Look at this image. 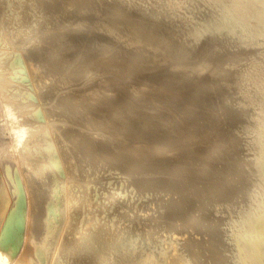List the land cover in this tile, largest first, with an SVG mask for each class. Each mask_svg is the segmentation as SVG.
<instances>
[{
  "label": "rangeland",
  "instance_id": "rangeland-1",
  "mask_svg": "<svg viewBox=\"0 0 264 264\" xmlns=\"http://www.w3.org/2000/svg\"><path fill=\"white\" fill-rule=\"evenodd\" d=\"M4 1H5V3H4ZM119 1L118 0H41V1H37V0L36 1L35 0H0V4H2L0 6V8L2 9V11H0V12L3 13V16H0L1 17L0 18V22H1L0 25L8 27V28L2 27L3 29L0 27L1 28L0 34L2 33V35H0V53H1L0 54V57H1L2 54H4V56L2 55L0 61L2 60L1 61L2 62V65L4 64L3 65V68L6 67L7 70H9L11 68L10 71L13 70L14 75H16L17 72H18L17 74H19V73L21 74L22 73L21 75L19 74V76L17 75L15 77L13 75L14 78L13 77L12 78L14 80H12L10 82L11 83L10 84L11 85V92L14 93V96H15V99L12 100V104H14L13 103V101H14L15 104L13 106H14V108L17 107V110L20 109V108H22V107H25V106H23L24 104L25 105L28 104L29 106H26V107L29 108V109H32L31 110L32 113H34L33 110L34 111L36 110L35 113L37 114V116H38V113L40 114L42 112H45L44 114L45 115L46 114L48 115V116L46 115V117H45V115H43V118L44 119L42 118V115L41 114H40L41 116L39 115L37 117L38 119L41 117V119H39V121L41 122V121L44 120V123L43 122H41V123L40 122H37L38 119H36V115L34 117V119L36 120V122H35L34 119L31 118V116H30V115H32L31 113H29L27 115V117H28L27 121L33 123V124H31L32 126L35 127L36 125L37 126L41 125L40 126L41 127L40 129H43L44 128L43 131L45 130L44 131V134L40 130H38V132H41L43 134V136H45L46 134L48 136V134H49L48 137L51 139V140H49V142H50L49 144H51V145L49 146V144L43 143L44 142V139L47 136H45V138H44L42 136V134L41 133H38V132L36 133L38 135L33 134L32 137L30 136L32 138L31 139L32 141L29 142L30 141V137L28 139L29 140L28 141L29 148L27 149L28 152H31V151H33V152L28 153L27 150H26V154L28 153L27 156L28 155L30 156V157L28 156L26 158L29 159L28 161H30V159L32 157H34V158L31 159V160H34L37 157L38 165L42 161V163L40 165V166H42V164H45V159H43V157L46 155L45 158L48 157L47 158L48 162L51 163V164H53V162L51 161V157H49V155L51 154L50 152H52V153L54 152L53 153L54 155L51 154V155L54 156L53 159H52L53 161L55 160L54 158L60 156L59 154H61V151H60L61 149L59 148V151H60L59 154L57 153L59 151H55V150H57L56 146L59 145L58 143L61 141L60 139L63 140V138H64L63 136L66 135L67 133L68 134L65 137H70L71 138V136H72V138H73L74 136L79 135V137H74L75 138V141L73 140L75 142L74 145L77 147V148H75V149H77L76 152H75V154L76 153L77 154H76V156L74 155V157H76V158L78 157L77 158L78 161H76L77 159L74 158V159H76V160H74L76 162H73V164L71 163V165H65L64 167H60L58 169L59 170L58 172H55V171L53 172L55 174H50L49 176H47L46 173L44 172L42 175H40V177H37L38 180L40 178L41 181L40 180L39 181L41 183L43 182V180L46 183V181H48V180L51 179L49 177H54L53 178L54 180L53 179L52 180L55 181L56 180L55 179V176H59V174H60L59 177L62 176V178H63L62 182L60 181V178L59 177L57 179L59 182H61L60 183V186L63 185V181L64 182L67 181V179H66V178H68V175L67 174H70L71 175V176L69 175V178L70 177L72 178V176H73V178H78L79 179L81 177L79 180L72 178L73 179L72 182H74V183L71 182V184H70L71 185L70 190H73L75 193H77L78 190H79V193L81 192V195H79L81 197H79V198H81V199L83 198L82 200H86V201H81V203L78 202L79 204L77 203L78 205H83V207L80 206L81 208L78 205L76 207H74V208H73L72 205H70L68 207L67 210L70 211V214H74V216H76V217L72 216V219L76 218V220L74 219L75 221H67L65 223V225L63 227V229H64L63 231L64 232H62L61 233V236H60L61 241L63 240V238H71V235L68 234V233H66V231L68 232V228L72 224L75 225V226H77L76 227V228H78L77 231H80V232H85V230L87 231L88 228L91 227L92 225L97 226L96 224H98V223L100 225L103 224V226L105 225L104 228H103V226H102V228L99 227V226H97V227H99L97 229L95 227L94 233L91 234L92 236L90 235L91 237L89 236V241L92 239V237L95 238V234L97 233V231H99V234H100L101 232H106V230L107 231H109V230L111 231L112 230V232L113 231H116V234H115V232H113L114 233L113 234L114 237L111 236L112 238L115 239L117 237V234L120 232V231H118V233H117V229L118 230H121L123 227L126 228V226L127 227L129 226V228L126 230V233H123L121 235H118V236H120L119 237V239H120L119 242L120 243H118V242L115 243V246L116 247L115 248L113 247V249H114L115 252L117 251L116 254H125L126 257H129L130 259L135 260L138 263L139 262L141 263V262H144V261L147 262V263L151 261L154 264L155 263L156 264H160V263H166V262L169 263V261L167 260V258H169V257L170 258L171 257L175 258V257L181 256V257H185V258H188L189 259L186 262V264H192L191 263V258H193L192 260H194V258L195 259L197 258V260L199 259L198 262H196L197 260H194L193 263L196 262L195 264H218V263L219 264H264V83H263L264 82V41L259 40V41H257L258 43H256L255 40H257V39H255L253 41V38L250 35L247 36L246 35L247 33L246 34L245 33H242L243 31L241 29L239 31L240 33L239 32L236 33V31H237L236 29H238V27H237V25L235 23L232 24L235 21L232 20L233 18L232 19L230 18L231 21L227 22V19L229 18L228 15H230V14L227 13L226 11H222L223 10L222 7H220L221 8V10H220L219 5L221 6V3L219 2V0H216V1L214 0L215 2L213 0H210V1L209 0H145V1L144 0H122V1L119 0ZM37 2H39L40 4L37 3ZM122 2H124V3H122ZM208 2L211 3V4H209ZM212 2H214L215 4L217 3V6L213 3L215 6L214 7H211V6H213L212 5ZM218 2L220 4H218ZM143 3H145V4L143 5ZM119 4H122V7H121V5L119 7L118 6ZM58 5H59V7H58ZM37 6L40 7L39 8L40 10L41 9L44 10L46 8L47 9L46 10V14L48 13L49 14L48 16L51 17V19L53 18V16L55 17V21H53V22H56L57 21L56 22L57 24L54 23L53 25L56 28L58 26V24H59L60 29H61V34L63 33V35L60 36L61 37L60 40L62 39V41H65V42H62L65 45H61V43L59 45V46H62V47L65 46L64 48H62V47L59 48V50L60 49L61 50L64 49L63 51H61V50L60 51H58V50L54 51V48H55L54 46L57 45L56 42H58V40H56V39H49L47 41L45 40L46 42L42 39L45 42V47H44V44H42L44 42L41 41V43H40V40H41L40 38L42 37L41 33L44 35V34H46L45 31L49 30L50 28H54V27H53V25H51L49 23L47 24V22L40 20L41 18L39 19V16L41 17L42 15L40 14L41 11H39V9L36 8ZM248 6H249V4L248 5L247 4L246 5L244 4V7H242V9L243 10H246V8ZM29 7H31V8H29ZM117 7H119V9ZM124 7H126V9ZM121 8H124V9H121ZM145 8H146L147 11L153 12V14H151V12L148 13L147 11L144 12L145 11ZM155 8H157V9H155ZM26 9L27 10L30 9V11L26 12L27 11ZM152 9H154V10H152ZM159 9H161V10H159ZM214 9H215V11L217 9V11H216L217 13L216 12H213ZM31 10H33L35 12H32ZM119 10H121V11H119ZM122 10H123V12H122ZM140 10H142V11H140ZM125 11H127V12H125ZM31 12L34 13V14H32ZM44 12H45V10H44ZM211 12L213 13V15H214V13H216V15H218V16H219L218 13H220V12L222 13L223 12V14H220L221 17H223V18L226 17L225 16L226 14H227L228 17L227 18H224V20L226 19L225 21L223 19H222L223 20L222 21L220 19V16L219 17L218 16H215V15L213 16L211 14ZM225 12H226V14H225ZM29 13H30V16H29ZM51 13H53V15ZM142 13H145L144 15H146V13H148V15L147 16H144ZM156 13H158V14H156ZM208 13L212 17H210L208 15ZM154 14H156L158 16L152 17V16H154ZM222 15H224V16H222ZM27 16H29V17H27ZM147 17H149V19ZM150 17H152L153 19L150 18ZM3 18L5 20H3ZM208 18H210V19L207 20ZM212 18H214L215 20H213ZM217 18H218V20H216ZM38 19H39V21H37ZM126 19H128L127 21H129V22H127ZM131 20H133V21H131ZM210 20H212V21H210ZM2 21H4V23ZM25 21L27 23H25ZM216 21H218V23L220 22V23H222V24L224 23L226 25L225 26L223 24V27L225 26L223 28L222 27V24L219 23L224 30H222L221 27L218 24H216L217 25L216 27L219 26V28H215L214 27ZM225 22H227V23H225ZM8 23H9V25H7ZM41 24L42 25L44 24V25L42 26ZM160 24H161L162 27L160 26ZM230 24L233 25L234 28L236 26L235 30L232 31V34L233 35L232 34L230 35L231 32L228 33L229 31H231L229 29H234V28H232L233 26L231 27ZM248 24H250V25H248L249 28H254V26L256 27L258 25L255 21L248 22ZM48 25L51 26V27L49 28ZM128 25L131 26V27H129ZM112 26H113V28H112ZM227 26H230V27H227ZM9 28H10V30H9ZM12 28H14L15 30L12 29ZM21 28H22V30H21ZM47 28H49V29H47ZM211 28H212L213 31L211 30ZM227 28H229V29H227ZM205 29H206V31H205ZM208 29H210L211 31L208 30ZM214 29H217V30L218 29L219 30L221 29V30L217 34V33H215L216 30H214ZM13 30L15 31V35L17 36V38H19L20 40L22 38L18 36L19 32L26 31L27 34H26V36L24 35V38L21 41L18 40L16 38V36H15V38L17 39L16 40L14 38L13 34H12ZM18 30H20V31L18 32ZM192 30H193V32H192ZM194 30L195 31H198V32H195ZM209 31H210V33H208ZM223 31H227V32H223ZM39 32H40V35L38 34ZM149 32H151V33H149ZM205 32H206V34L204 35L203 33H205ZM211 32L214 33L213 34V36L215 35L214 37L211 36L212 35ZM220 32L221 33H225V34L228 33L229 36H226V38H223L222 35H224V37H225V34L220 35L221 34ZM16 33H18V34H16ZM196 33H198V36L196 35ZM192 34L195 35V36H197V37H194ZM234 34L238 35V36H235V37H238V38H236V40L239 39L240 45L242 44L241 46L238 44L239 43L238 40H237L238 42H236V40L234 41ZM241 34H242V36H241ZM10 36H11V38H10ZM39 36H40V38H39ZM93 36H94V38H93ZM217 36H219V38H217ZM230 36H233V38L230 37ZM240 36H241V38H240ZM245 36L248 39H246ZM249 36L251 37V41H250V37ZM3 37H5V38H3ZM199 37H201V38L199 39ZM36 38L37 39L39 38V39L36 41ZM136 38H137V40H136ZM222 38L224 39V41H225V39L226 40L233 39V41L231 40L232 42L231 41L224 42V41H221L220 40ZM63 39H65V40H63ZM141 39H143V41ZM149 39H150V41H148ZM214 39H216V40L213 41ZM217 39H219L221 42L219 40H217ZM30 40H31V42H30ZM53 40L54 41L56 40L55 44H54V41ZM192 40H194V42ZM196 40H198L199 42L197 43ZM210 40H212V41L210 42ZM32 41L33 42L35 41V42L33 43ZM140 41H141V43H140ZM245 41L247 42V44H246ZM50 42L53 44V46H52V44ZM59 42H61V41H59ZM71 42L72 43L74 42V44H72ZM222 42L226 43V44H223V47H222ZM254 42H255V44H254ZM231 43H233V44H231ZM38 44H41V47H39L40 45H38ZM124 44H126V45L124 46ZM235 44H236V46H235ZM46 45H48L47 46L48 48H46ZM82 45L83 46L84 45H87L88 48H90V50L88 51V49L86 48V46H84V49L86 50V52H85V50L83 49ZM207 45H210L209 46L210 48L207 47ZM224 45H225V47H224ZM244 45H245L246 48L244 47ZM16 46L18 47V49H17ZM42 46L44 47L43 50H44V55L45 56L47 54V57L48 58L49 57L55 58L53 60L50 59L51 60L50 63L52 61H54L53 63H51L52 65H50V66L57 65V63H61V62H64L66 60L68 62L69 61L71 62V63H68L67 62V64L69 65V67L71 66L73 68V70L74 69L75 70L73 71L70 68L71 71H70V73L67 74L68 76L66 75V77L64 78V80L61 79L60 81H58L59 79H57V80H54L53 81L48 76V75H50V72H47V73H45L46 75L45 74L44 75L42 74L43 75L42 78L44 77L43 79H40L38 82H35L33 80L35 78V76H34L35 73L33 72L34 70L32 69L33 71L31 70L32 72H30L25 67L26 66V64H25L26 63V60L25 59L31 61L32 60V56L33 57H35V56L32 54L31 56L29 55L30 57L29 56L28 57L26 56V58H25V56L23 57L22 54L25 55V52H28L29 50L35 49L37 47L38 48H42ZM50 47H52L53 50H51L52 48H50ZM102 48H105V49H102ZM47 49H49L50 51L47 50ZM203 49L206 50V51L208 50L207 52H209V53H206V51H204ZM210 49L211 50L213 49L211 53H214V54H210V51H211ZM46 50L49 51V52L47 53ZM103 50H104V52H103ZM45 51H46V54H45ZM51 51H52V53H55V54H52ZM100 51H102V52H100ZM159 51H161V52H159ZM166 51H169V52L166 53ZM171 51H173L174 54H173V52L171 53ZM56 52H58V53H56ZM162 52L164 54H161ZM98 53L99 54L102 53L103 55H99ZM159 53L162 56L163 55H166V56H164L162 58L160 57V61H159V56H160ZM168 53H171L170 56L173 55L174 58H173V56L172 57H169L168 56ZM197 53H202V54L197 55ZM203 53H205L204 56H203ZM51 54H52V56H51ZM60 54H62V55L60 56ZM206 54L207 55L209 54V56H206ZM56 55H58V56H56ZM96 55H98V56H96ZM192 55L195 56V58H196L195 61L193 60L194 57L191 58ZM210 55L211 56L213 55V56L211 57ZM19 56L23 57L22 58L23 60H20L21 57H19ZM135 56L137 57V59L135 58ZM56 57H58V59ZM63 57L64 58L66 57V58L64 59ZM94 57H96L97 60ZM99 57L101 59H103V60L107 57L106 60H104V61H106L107 64L108 63L113 64V66L110 65V64H108L110 66H108L107 64L104 65L105 62L104 61H101L99 59ZM131 57L132 58L134 57L133 58L134 60L133 59L131 60ZM209 57H211L212 59L210 60ZM17 58H19V60H20V61L18 60L19 62H22L23 61L22 64L21 63L19 64L18 61H15V60H17ZM163 58H165V59H163ZM56 59L58 60V62H57ZM125 59L127 61H125ZM161 59L163 61L166 60L165 63H163ZM168 59H170V60H168ZM208 59H209V61H208ZM11 60H14L16 63L14 61H11ZM99 60L102 62L103 65L101 64V62H99ZM123 60H124V62H122ZM129 60H131V62ZM138 60H139V62H137ZM167 60L169 61V63L167 62ZM10 61H11V63L13 62L12 63L13 64L12 66L10 65L11 64ZM128 61L131 63V64L129 63L130 65H127ZM134 61H136V63ZM96 62H97V64H96ZM192 62H194V64ZM90 63H92L91 64L92 66H89L88 65ZM121 63H123V64L121 65ZM195 63H196V67H195ZM210 63H211V65H210ZM117 64H120V65L116 66ZM224 64H226V67H224L225 66ZM14 65H15V67L16 66H18V67L15 68ZM22 65L25 68L22 67ZM222 65H224V66H222ZM94 66L97 67V68H94ZM111 66L112 67H115L116 66L115 68H116L117 72L115 71V68H112ZM122 66H123V68H122ZM102 67H104V68H102ZM106 67H108V68H106ZM198 67L199 68H202V70L199 71L200 69H198ZM12 68H14V69H12ZM85 68H86L87 71H88V69L90 71L87 72L85 70ZM110 68H112V69H110ZM121 68H122V70H121ZM195 68L198 69L197 70L198 71L197 74L195 73L196 72L195 71L196 70ZM216 68H217L218 71H222V73L224 72V74L226 73L224 76H222V79L219 78V72L216 70ZM220 68L222 70H220ZM24 69H26V71H28V73L26 71H24ZM104 69H106V70H104ZM14 70H18V71H14ZM80 70H82L84 72H80ZM91 70H92V72H91ZM112 70L115 71V74L116 75L113 74L114 71H112ZM212 70L213 71L216 70L218 72V73L215 72V75L217 73L218 77H216L217 75L216 76L214 75V72ZM4 71H5V69H4ZM94 71H95V73H94ZM128 71L130 73V77L127 76ZM211 71H212L213 75L210 73ZM73 72H76L78 74L73 73ZM85 72L86 73H89V74L92 73V74H90L89 77L87 76V78H86V76H84V74L86 75ZM121 72H122V74H120ZM24 73L26 74V77H28L27 75H29V77L30 76L31 77L27 79L26 77H24L25 76ZM80 73H83L82 76L80 75ZM209 73H210L211 76L214 77V79H213V77H210ZM222 73L220 74V76L222 75ZM117 74L119 75V77L121 79L116 78ZM73 75H74V77L76 75L77 76L80 75V76H78V78L80 77V79L74 78ZM104 75H105V79L103 77ZM114 75H115V77H114ZM21 76H23V77H21ZM45 76H46L47 79L45 78ZM70 76L73 77L74 80H73V78L71 79ZM123 76L124 77L126 76L128 78H126V80H122V79H125ZM67 77H70L69 80H68ZM100 77H101V79H100ZM109 77H110V79H109ZM173 77H175V78H173ZM176 77L178 78V80L180 82L176 79ZM236 77H238V79ZM258 77H260V78H258ZM48 78H49V80L51 82L48 81ZM83 78H85L84 79L85 82H84ZM114 78H116V80ZM172 78L174 79V81L172 80ZM239 78H241V79H239ZM29 79L30 80L32 79L31 82L33 81V83H30ZM65 80H66V82H65ZM110 80L112 82L113 81H116L115 84H111V81ZM119 80H121L122 84H121V82ZM205 80H207V81H205ZM247 80L248 81L251 80V81L248 82ZM63 81H64V84H63ZM96 81H97V83H96ZM228 81H230V83L233 82L232 83L233 85L231 84L233 87L229 88L230 87V85H229L230 83L228 84ZM239 81H241V82H239ZM41 82H42L43 85H46V83H47V85L43 87L42 84H39ZM56 82H59V83L55 84ZM68 82H70V83H68ZM73 82H75L74 83L75 84L74 86L72 84ZM177 82H178V84H176ZM181 82H182V84H181ZM225 82H226V84L229 85L228 86V89L229 90L230 89H232V90L233 89L234 90L236 89V90L235 91H232V90L229 91L228 90V92H227L226 91L227 85L226 86L224 85ZM237 82L240 83V84H238ZM66 83L69 84V85H67ZM82 83H84V84H82ZM107 83H109L110 85L107 84ZM207 83H209V84L207 85ZM221 83H222V85H221ZM31 84L33 85V87H35V86L36 87L33 88ZM35 84H37V85L39 84V85L37 86ZM70 84H72V85H70ZM86 84H88V85H86ZM92 84H94V85H92ZM170 84H172L173 87ZM180 84H181V86H180ZM184 84H185V87H184ZM234 84L237 85L239 88H237V86H235V88H234ZM12 85H13V87H12ZM15 85L17 87H20V88H17ZM60 85L61 86L62 85L64 86V87L62 86V88H63L62 90L60 88L61 87ZM78 85L80 86V88H79ZM83 85H84V87H83ZM104 85H105V87H104ZM112 85H115V86L113 87ZM122 85L123 86L125 85V86L123 87ZM224 86H225V88H224ZM262 86H263V88H262ZM55 87H56L57 91H56ZM58 87H59V89L61 91H59ZM68 87H69V89H67ZM90 87H92V88H90ZM21 88L23 89L22 90V93L24 91V93L22 95L20 94L21 93L20 92L21 91ZM30 88L32 90H30ZM37 88L39 89V91H41L40 92L41 95L43 94L42 96L40 95V93L35 94L36 90H38ZM75 88L77 90H75ZM84 88H87V89H84ZM122 88H123V90H122ZM124 88L125 89L127 88L126 89L127 93H126V91H124L125 90ZM43 89H44V91H42ZM96 89H98V90H96ZM102 89H104V90H102ZM27 90L29 92H25ZM53 90H55V91H53ZM116 90H118L119 92L116 91ZM250 90L253 91L254 93L253 92H250ZM58 91H59V93H58ZM89 91H91V92H89ZM101 91H102V93H101ZM158 91H159V93H158ZM198 91L199 92H202V93L203 92H206L208 95L205 93V96H204L203 95L204 93L203 94L201 93L203 96H201V94H200V96H198V95H196L197 93L199 94ZM0 92H1L0 93V96L2 97V95L4 96V94L7 91H6V89L5 90L4 89H1ZM3 92H5V93H3ZM31 92H34V93H31ZM87 92L90 93V94L92 93L91 95L92 96L94 95V96L92 97L90 95L88 97ZM160 92L163 93V94H160ZM193 92H196V93H194L192 95ZM27 93H29V94L31 93V94L29 95ZM155 93H156V95H155ZM26 94L28 96V100L26 98L27 97ZM45 94H47V95L45 96ZM57 94L58 95L61 94V95H59L57 97ZM95 94L96 95L98 94L97 97H95L96 96ZM237 94L238 95L240 94L239 97L236 96ZM248 94H250V95L252 94L253 95V98L250 95H248ZM19 95H20V98H19ZM38 95L41 96V97L38 98ZM53 95H55V96H53ZM106 95H107V97H106ZM162 95H163L164 98L162 97ZM16 96H18V97H16ZM22 96H25V97L22 98ZM29 96H30V98H29ZM31 96H32V98L33 97L34 98L31 99ZM36 96H37V100L39 99V101L36 100V98H35ZM60 96L61 97L63 96L61 98V100L64 99V98H67L69 96H71L74 100L77 99L76 101H77L78 104H76V106L74 105L76 108L73 107V106L72 107L71 106H67V107L66 106L65 107L63 106L62 107L61 105H63V103H65V105H66V103H67L66 101L67 100L64 99V101L63 100L61 101L60 99H58V98H60ZM102 96H104V99H103ZM128 96H130L131 99ZM208 96H209V98H208ZM49 97H51V98H49ZM52 97H54V98H52ZM87 97L88 98L91 97V100L94 102V103H92V106L89 107L90 108L89 110H87L88 108L85 109L86 108L85 107V103L87 102V99H88ZM152 97L155 98V99H153ZM157 97H159V98H157ZM190 97H191V99H190ZM197 97H198V99H197ZM224 97H225V99H224ZM43 98H44V101L42 100ZM121 98H123V99L125 98L126 100L123 101V99H121ZM194 98H196V99H194ZM226 98H227L228 102H226L227 101ZM24 99L26 100V102H25ZM29 99H31L30 102H29ZM45 99L47 101H45ZM52 99H55V102L57 100H59V102H63V103H61V105H60V103L58 101L55 103ZM105 99H107V100H105ZM150 99H153V100H150ZM193 99H194V101H193L194 104H193V102H191V100H193ZM242 99L243 100L245 99V101H241ZM20 100L24 102V103L22 102L23 105L20 102ZM41 100H42V103H41ZM48 100H50L53 104L51 103L49 105L50 102ZM78 100H79V102H78ZM127 100H128V103H127ZM195 100H197V101H195ZM229 100L231 102H229ZM236 101H238V102H236ZM249 101H251V103ZM27 102H29V103H27ZM31 102H34L36 104H38L40 102V104H38V106H34L35 104L33 103L32 105L34 106V108H33V106H31L32 107L31 108L30 107ZM129 102H130L131 105H129ZM152 102L153 103L155 102V103L153 104ZM171 102H173V103H171ZM241 102H244L243 104L246 105V106H248V107L241 106V104H242ZM228 103H229V105H228ZM238 103H239V105L241 107L238 106ZM55 104L56 105H59L61 107V110L62 111L60 109L58 110V108H60V107L57 106L58 107L57 108ZM94 104L97 107H95ZM132 104H134L135 106L132 105ZM206 104H208L207 107L209 108V112L205 110L206 112L203 113L204 112L203 109H202V111H199L201 109L200 108L201 106H203V108H205V109H208V108L204 107ZM40 105H41V107H40ZM43 105H46V107L44 106V110L40 109L42 112L39 110L38 113H37V109H39V107L42 108ZM52 105H54V106H52ZM125 105H127V106H125ZM151 105H154L155 107L154 106H151ZM51 106H52V110L53 111L50 110L51 109L50 108ZM98 106L100 107V110L102 109L101 111L96 109V108H98ZM123 106H125V107H123ZM136 106H138V109H137ZM187 106H188V108H187ZM192 106L193 107L196 106L197 109H199V108L200 109L197 110L196 107L193 108ZM18 107H20V108H18ZM48 107H49V109H47ZM69 107L78 110L77 111L78 113L75 110V112L77 114L75 113V115H73V117H71L74 120V122L72 120H70L72 122L71 123V127H69L70 124H69V122L67 123V119H65V118H69L70 115L68 113H73L74 112V109L70 110ZM83 107H85V108H83ZM91 107L95 108L97 111H100V112H97L96 110H94ZM67 108H68V110H66ZM113 108L115 109V112L112 111V110H114ZM142 108H144V110ZM155 108H156V110L158 109V112L155 110ZM108 109H110V110H108ZM151 109H152V111H150ZM164 109H165V111H164ZM210 109H211V111H210ZM69 110H70V112H68ZM80 110H82V111L85 110L84 111V112H86L85 113V116H84V113L82 111H80ZM91 110L93 111V113H92ZM159 110H161V112ZM173 110H175L176 113ZM183 110H184V112L186 111L185 115L183 113ZM189 110L190 111L194 110V112H190ZM195 110H197V113L198 112H201V114H199V113L197 114ZM29 111L30 110L24 111V114H27L26 112H29ZM51 111L53 112V114L51 113ZM54 111H56V112H54ZM88 111H89V114H88ZM109 111H111V112H109ZM154 111H156L157 114L154 115L153 114ZM162 111H164L163 112L164 114L162 113ZM170 111H171L172 114L170 113ZM187 111H189V112H187ZM48 112L51 113L52 115L51 114H48ZM102 112H103V114H102ZM113 112H114V114H113ZM134 112L136 113V115L134 114ZM177 112H178V114H177ZM54 113H56V114H54ZM95 113L98 114V115H99V113H100V115L102 114V117H100V115L99 116L98 115H95ZM106 113L107 114L109 113L110 116L108 114V117H104V116H107V115H105ZM131 113H133V116H131ZM139 113H140V115H138ZM189 113L190 114L194 113L193 114L194 115V118ZM91 114L96 116V117L94 116L95 119L93 118V116ZM128 114H130V115H128ZM141 114L143 115L142 117H141ZM49 115L52 116V117H50ZM62 115L65 116V118L64 117L62 118ZM86 115H87V117H86ZM112 115H115L114 118H113ZM172 115H173V118L174 119L172 118ZM71 116H72V114H71ZM128 116H129V118H128ZM130 116L133 118V120H132V118ZM135 116H137V117H135ZM186 116H187V118H186ZM25 117H23V118H25ZM60 118H62V120L64 119V121L60 120ZM89 118L90 119L92 118L93 121L94 120L95 121L94 122H91L92 119L90 120ZM108 118L111 120V126H110V123L108 124V120H109ZM130 118H131V120H130ZM141 118H142V120H141V124L142 125L140 124L141 125L140 126L141 128H140L139 126L137 127V125H139L138 124V123H140L139 119H141ZM181 118H182L183 121H181ZM213 118H215L214 121H213ZM1 119L2 118L0 116V128L2 127L0 129V131L2 133V134L0 133V139H1L0 140V152H2V153L5 152V154L3 153V157L0 156L1 157L0 159L2 160V161H0L1 162L0 163L1 164L0 165V169H2L3 172H4L5 169L7 170V168H5V167H8V163L12 161V160H10L11 157L12 158H15V157H17V154H19V153H17V154H16V152L12 153L11 150H10V148H8V144H6L7 141L4 142L5 139L8 140L9 136H8V134L6 132H4V121H3V119L2 120ZM48 119H51V120H48ZM56 119L59 120L60 122L57 121V123H55L54 121ZM81 119L83 121H85L86 123L83 122V124H82V122H81L82 120ZM86 119L88 121H86ZM125 119H127V120H125ZM134 119H136V120H134ZM178 119L180 120V122H177V121H179ZM113 120H116V122L113 121ZM27 121L25 120L26 123H28ZM97 121H99V122H97ZM215 121H217V123ZM34 122L36 123V125H35ZM103 122H105V123H103ZM170 122H172V123H170ZM173 122H175V124ZM176 122H177V124L178 123L180 124V123L183 122V124H185V126H182L183 124H180L181 126H179V124H178V126H179L178 127V126H176L177 125ZM46 123H47V126H45ZM52 123H55V124H52ZM64 123H67L68 126L66 124L64 125ZM74 123L76 125H78L77 128L79 127L82 130L81 129L78 130L79 128L76 129V127L74 128V126H76ZM102 123L106 125L105 126V129H103L104 128L103 127L104 125ZM127 123H129V124H127ZM134 123H136L137 125L134 126ZM194 123L196 124V126L194 125ZM49 124L51 126L53 125V127H51L52 129L50 127H48V126H50ZM57 124H59L60 126L57 125ZM73 124H74V126H73ZM88 124H89L90 127L88 126ZM91 124H93L94 127ZM169 124H171V127L168 126ZM210 124L212 125V127L210 126ZM42 125H44L45 127H43ZM61 125L63 127H65L64 129H66L67 127H69L70 129L69 128L68 129L70 131L68 129H66L67 131L66 130L65 131H62L61 128H59V127H62ZM86 125H87V127H86ZM96 125H99L100 129H98V126H96ZM130 125H131V127H134V128H130ZM188 125L191 126V129H189V127H187ZM193 125L195 127H197L196 128L198 130L197 132H196V129L193 127ZM27 126L30 127V123H28ZM54 126L56 128H59L60 129L59 131H57V133L60 132L61 134H59V135L56 134V129H55ZM82 126H83V128H82ZM107 126H109V128ZM115 126L117 128L119 127V130ZM205 126H207V127L205 128ZM208 126H209V128H208ZM168 127L170 129H172V128L175 127L174 130H176V128L178 127L177 129H178L179 133H182V134L180 135L177 130L175 131L176 133H174L173 132L174 130L173 129L170 130ZM92 128H96V129H98V132L101 131L103 133H104V131H108L107 134H106V137L108 135L111 141L107 140L109 138L102 137L103 134L101 135L100 132H99L100 134L98 133L100 135L99 136L100 139H97L98 135H97V137L94 135V133L97 134V131H90V129L91 130H96V129H92ZM106 128H108V130H106ZM110 128H113V129L115 128L118 131L121 130L120 131V134L122 136L116 130H111ZM198 128L201 131H203V132H201ZM130 129H131V131H130ZM155 129H157V130L159 129V130L158 131L157 130L155 131ZM187 129H189V130H187ZM46 130L48 131V133L46 132ZM49 130H50V132H49ZM54 130H55V132H54ZM73 130H75V131H73ZM86 130H88V131H86ZM122 130H124V131H122ZM192 130L193 131L195 130V132H190ZM215 130L216 131L218 130L221 135L218 136V134H217L218 131L216 132ZM110 131H114L118 135L115 134L114 132L112 133ZM167 131H169V132H167ZM74 132H77L78 134L77 133H74ZM79 132H80V134L83 133L82 136L84 137V141L82 140L83 137L80 136ZM87 132L88 133H91L92 132L91 133L92 134L91 136H93V138L91 136L86 135L85 133H87ZM109 132H110V135L108 134ZM125 132L128 133V134L126 133L127 135H129L128 137H126L127 135L125 134ZM131 132H132V134H131ZM155 132H156V134H155ZM189 132L192 133V134H190L191 136L189 135ZM205 132L207 133V135H206ZM52 133H54V134H52ZM151 133H153L152 135H154V137L151 136V138H150L149 135ZM164 133H166V134H164ZM170 133L171 134L173 133V135H175V139L172 138L173 135H171ZM194 133H196L194 136H196V137H199L200 136L199 139L198 138L197 139H194L195 138L193 136ZM198 133H200V135ZM114 134H115V137H114ZM168 134H170V135H168ZM2 135H4V136H2ZM50 135L53 136L52 137L53 139L51 138ZM85 135H86V137H85ZM177 135H178V138L181 137V140L179 139L180 142H179L178 138L176 139ZM256 135H258L260 137H258ZM36 136H39V137L37 138ZM54 136H55V138H54ZM60 136H62L63 138L60 137ZM116 136H118L117 138L121 142H124L126 140L127 143H126V141H125L124 144L123 143L121 144V142H118V141L116 142V140H115V139H117ZM166 136L169 138V140H168V138ZM217 136H218V138H217ZM41 137H43L44 139H41ZM190 137H191V140H190ZM221 137H224V138L222 139ZM39 138H40V140H43V141H39ZM86 138L87 139L90 138V141L89 140L86 141L85 140ZM112 138H113V140H112ZM127 138H130V139H127ZM184 138H185V140H184ZM192 138L194 139L193 141H192ZM34 139L35 140L37 139V141H34ZM54 139H56V142L58 141L57 144H56V142H55ZM94 139L97 141L95 144H98L99 145V146L97 145V148H96V145L94 144ZM2 140H3L4 143L1 142ZM46 140L47 139H45V141ZM170 140H171V142H170ZM172 140H173V143H172ZM174 140L175 141L177 140L179 143L182 142L181 144H183L184 141H185L184 144H186V143L187 144L189 143V144L186 145V146L184 144L183 145H179V143L177 141L175 142ZM219 140L220 141L221 140H224L223 141L224 143H222V141L220 142ZM38 141L41 142V143H39ZM80 141L81 142L83 141V142H85V143H87L89 145H87V147H86V145H84L83 143H80ZM191 141H192V143H191ZM52 142L54 143L53 145H52ZM74 142L71 143V146L73 145ZM78 142L81 144V147H80V144ZM101 142H103V143H101ZM107 142L109 144L110 143L111 144L108 145ZM112 142H114L113 145L115 146V150H114V147L113 146L111 147ZM146 142H147V144H146ZM219 142H220L221 145L219 144ZM29 143H31V144H29ZM105 143H107V144H105ZM176 143H178V144H176ZM4 144H5V146H4ZM36 144H38V146L41 145V147L40 146L37 147ZM45 144H47V145H45ZM55 144H56V146H55V148H54L55 150H54L53 148H51V146H54ZM101 144H103V145H101ZM149 144L151 145V147L149 146ZM163 144H165V145H163ZM172 144H173V147L171 148ZM174 144H175V146H174ZM223 144H224V146H222ZM31 145H33V149L35 148V151L32 150V146ZM42 145L43 146L45 145L47 148L49 147V150L52 149L54 151L50 150V152H49V150L48 151L47 150H44V152H45L44 153L42 149H44L45 147H43ZM74 145H73V148L75 147ZM91 145L94 146V149H92L93 146H91ZM121 145H124V146L122 147ZM142 145H144V147L145 146L146 147L144 148ZM34 146H36V147H34ZM78 146L81 148L79 153L81 154V152L83 151L84 153L82 152L83 153L82 155H85V156L82 157L81 155H78V151H79L78 150L79 149ZM82 146H83L84 149L82 148ZM89 146H91V148ZM100 146H101V148H100ZM106 146L109 147V148L104 149V148H106ZM116 146H118V147H116ZM180 146L181 147L184 146L185 149L184 148L180 149L179 148ZM3 147H5V148H3ZM85 147L86 148L89 147L87 150L88 151L89 150L90 151L92 150V153L93 154H90L86 150ZM149 147H150V150H147V149H149ZM175 147L177 149L179 148L180 150H182V152L185 155H187V158H186L185 155L182 154V152L178 149L180 151V156L183 155L182 157L183 158H186V159L183 160V162L186 163V166H185V163H182V161L179 160L180 159V156L179 155H178V159H177V153L179 154V152H178V150ZM214 147L217 148L216 149L217 151L214 150L215 149ZM218 147L219 148L221 147L220 148L221 150ZM37 148H38L39 151H40V148H41V151H42V153H43L44 156L40 152H38V150H36ZM123 148H125V150ZM128 148H130L132 150H130ZM137 148L138 149L140 148L141 150L140 151L138 150V152H136ZM222 148H223V150H222ZM71 149L72 148L70 147V150ZM101 149H104L103 153L101 152L102 151ZM119 149L123 151L122 152L123 155L119 151ZM126 149H128L129 151H127ZM144 149L146 151H149V152L152 150L155 153L154 152H150V153L148 152V154H147V152H146V154H147L146 155L144 153L145 151H143ZM93 150H95V152H97V153H95ZM213 151H216V152H213ZM9 152H10V154H9L10 156H8V153ZM36 152H37L38 155L36 154V156H35V153ZM46 152H47V154H46ZM105 152H106V155H108V152H109V155H108L109 157L104 156V158H102V154L105 155L104 154ZM114 152H115L114 157H116V158L113 157V153ZM117 152L118 153L120 152L121 154L120 153L119 154H116ZM126 152L127 153L131 152V154L132 153L133 154L136 153V155L140 152L139 154H140L141 157H139V154L137 156L132 154L133 156H135L134 157V160L135 161H134L132 159L133 157H132V155L130 153H129V155L124 154ZM85 153H87V154H85ZM98 153H99V155H98ZM151 153H152V156L150 155ZM55 154H56V157H55ZM110 154L112 155V158L113 159L110 158L111 157ZM165 154H167V156ZM0 155H1V153H0ZM5 155H7V158L9 157V159H7ZM14 155H16V156H14ZM61 155L63 156V154H61ZM88 155H89L90 158L88 157ZM125 155L130 156V157H128L129 160H127L128 158H126ZM164 155L166 156L165 159H167L168 162L170 161V159L172 160L171 162L176 161V160H179L178 162L181 163V164H183L185 167H187V169L184 168V166H182V165H178V167H176V170L178 168L179 171L177 170V172H176L175 167H174L176 165H173L174 162L172 164L169 162L170 163V164H168V167H169V170H170V174H169L168 167H166L167 166V162L166 163H163V162L167 161L165 159L163 161V158L164 157H162V156H164ZM62 156H60V157H62ZM80 156H81L80 159H82V160L79 159ZM91 156H94V157L92 158ZM99 156H101L100 158H102V159H99L98 158ZM124 156H125V158H124ZM144 156H145V158H144ZM153 156L154 157L156 156V157L154 158ZM170 156L172 158H170V159L167 158V157H170ZM121 157L123 158V160L121 159ZM159 157H160V159H159ZM182 157H181V159H182ZM83 158L85 159L84 161H86V162L83 161ZM97 158L100 161L97 160ZM137 158H138V160H137ZM146 158L149 159V161L146 160ZM3 159L4 160L6 159L5 162H7V163H4L3 162ZM93 159H95L96 162ZM109 159H111L110 162L115 160L114 162H116L117 165H116V163L112 162V163L115 164V166L112 167V165H114L112 163H111V166H108V165H110V162L107 163ZM125 159L127 161H125ZM140 159H141V162H140ZM157 159H158V161H157L158 163L157 164L160 165L162 168H163L164 164H166L164 166V168H163L164 170H161L163 172L161 173L159 171L161 173V174H159V176L162 175L161 178L163 176H165L166 170H167L168 171L167 173L169 175H172V179L174 178L173 180H174L175 183L177 181L176 179L178 178L179 181H180V182L177 181L178 182L177 184L179 185V187H178V190L177 189H175V190H176V192L178 191V193L182 197L179 194H177L175 191H173V188H171V187H169V188H171L172 191H171V189L169 191H167V189H169L168 187H167V189H162V187H161L160 184H159L160 186L159 185L158 186L156 185V184H158V182H155L154 180L157 179L156 181H158V178H160V177H157L158 174H157V176H155L154 174H156L155 171L158 168H160V167H157L156 168L157 164L155 165L156 162H154V166H155V169L156 170L153 171L154 168H152V167H154V166H152L150 164L151 167H149L150 165L148 166V164H149L150 160H151V162H153V161H156ZM189 159L191 161H189ZM21 160H22V157H21ZM39 160H40V162H39ZM101 160H104L103 163H104V165L106 164L107 166L106 165L104 166L103 163H101ZM117 160L120 163H118ZM136 160H137V162H136ZM145 160L148 161L146 163V166H148V168L150 170L152 168L151 174L154 172V174H152L153 176L150 174V170H147L145 168L146 167L145 166V163H144V162H146ZM161 160H162V162H161ZM185 160H187V162H190V165L191 166H189L188 165L189 163H187ZM28 161H26V163H24V162L22 163V165L24 164V166L26 164V167L23 168V166H21V165H19V167L21 166L20 168L25 169V171L23 170L24 173H25V179L29 178L28 180H25L24 182H27L28 181V183H26V184H29V185H30V182L31 183L33 182L32 183V186H35L36 187L35 188V187H32L31 186L32 187L31 189L34 190V191L32 190L34 193L33 192H30L31 191L30 189L27 191V196L29 197V199H32V198L35 199L34 196L41 195V194H39L38 191L42 189L41 188L42 187V184L38 180L36 182L35 181L36 180V177L33 176V175H36V173H39L40 170H41L40 168H42V167H40V166L37 165V161L35 159L33 162L36 161L35 162L36 164H33V166H36L37 165L38 167H40L39 168L40 170H36V169H38V167L36 166V169H35L36 171H34V170L31 169L33 166H30L31 165L30 163H33V162L30 161V163H28ZM43 161H44V163H43ZM55 161H59V159L58 160H55ZM91 161L94 162V163H90ZM97 161H99V162L97 163ZM121 161L122 162H125V163H122ZM130 161H132V162H130ZM19 162H20V158H19ZM48 162L46 161L47 164H49ZM81 162L84 163V166H83V163H81ZM128 162L132 163L134 167H132L131 164L128 163ZM133 162H135V163H133ZM178 162H177V164H178ZM75 163L77 164L76 166H74ZM79 163L82 165V170L81 171L79 170V172H81L82 175L78 171H76V169H78L77 166L79 167V165H80ZM95 163L99 167L95 166L96 165ZM137 163L143 164V166L139 165L137 167H141V168L143 167L144 169H146V172L149 171V172H147V176H146L144 170L141 169L142 170L141 171L139 168H136V165L135 164H137ZM4 164L7 165V166H5ZM28 164H30V165H28ZM123 164H127V165H125V168H124V165ZM207 164H211L212 165L211 167L215 166L216 168H219L218 171H221V169H223L222 170L223 172H217V170L215 169V167L212 168V170L213 169H214V171L216 170L215 172H217L219 175H221L220 173H222V175L220 177H219V175L216 177V174L217 173L214 172V177L215 178H212L213 176L211 177V175H210L211 172H212V170H210L211 167H209L210 165H208V168H210V169L206 168V165ZM241 164H243V165L241 166ZM247 164H250V166L252 168L250 166H246ZM172 165H173V167H172ZM203 165L205 167L202 170H205V169L210 170L211 172L210 171L208 172L210 174H208L206 170H205L206 171L205 174L207 173L208 175L207 174L205 175L204 172H201V168H202ZM1 166L2 167L4 166L5 169L2 168ZM66 166H68V167H66ZM118 166L120 168L122 166V168L120 169ZM127 166H130L133 169L135 168V171L137 170L136 172L133 171V170H131L132 171L131 172L129 170V173H131V176H133V178H130L129 177V173H127V171H126L127 169L126 168H129L130 169V167H127ZM179 166H182L183 168H181ZM231 166H232V168L233 167L234 168L233 169L230 168ZM9 167H11V166L9 165ZM9 167H8V169L11 172V174L15 175L14 174V171L11 170L12 167L11 168H9ZM74 167H76V168H74ZM165 167L167 168L166 170H165ZM239 167H241L242 169L239 168ZM73 168H74V171L77 173L75 175L72 174V172L75 173L72 170ZM83 168H85L84 172L86 174L83 172ZM229 168H230V170H229ZM33 169H34V167H33ZM60 169H62V170H60ZM118 169L120 171H118ZM122 169L125 170V171L123 170L125 173L124 172H121ZM184 169H185V171H184ZM6 170H5L4 174H6V176L7 175H10V172L9 171L6 172ZM27 170L28 171L32 170V171H30V173H29ZM68 170H70V171H68ZM71 170H72V172H71ZM180 170H183V172L181 171L182 174L180 173ZM235 170H238V174H235L237 172ZM241 170L245 173V175L242 174L243 172L241 173ZM1 171H0V174H2V175H0V177H1L0 179H2L1 180L2 182L0 181V183H2V184H0V188L3 185V183H4L3 182L4 181V178L6 177V176H4L3 172H1ZM12 171H13V173H12ZM60 171H62L61 173L64 172L63 175H61ZM65 171H67V173ZM140 171L143 172L144 174H141ZM139 172H140L141 175L139 174ZM172 172H174V173L172 174ZM175 172L179 176H175ZM31 173H32V175H31ZM78 173L80 175H78ZM136 173L139 174V175H137ZM163 173H164V175H163ZM29 174L31 176H29ZM44 174L46 176H44ZM135 174H136V177L138 176L137 177V180L139 179L138 181L137 180L136 181L134 180V178L136 179ZM148 174H150V175H148ZM168 174H166V177L163 178V179H165V178L168 179L167 182L164 181L161 178H160L161 180H159V182L160 183L166 182L165 183L166 185L168 183L169 186H172L173 185L172 183H174V182L172 181V183H169L171 181V178H170L171 176H169ZM202 174H204V175H202ZM239 174H241V175H239ZM13 175H10V176H7V177L8 178L14 177ZM65 175H66V178L64 177ZM126 175H128V176H126ZM143 175L146 178L143 177ZM43 176L44 177H47V179L44 178ZM75 176H77V177H75ZM139 176L140 177H143V180L145 182L143 187H146L147 188L146 190H144L145 188H143V189L141 188V186H142L143 183L142 184H139V183L142 182V181H140V179L142 180V178H139ZM148 176L149 177L152 176V178L153 179L155 178V179L151 181L152 178L150 177L151 179H149ZM204 176H205V178H204ZM208 176H210V178L212 180L208 179L207 178ZM243 176H244V179H243ZM30 177H32V178H30ZM33 177H35V178H33ZM82 177L87 178V180L86 179L84 180V178H82ZM127 177H128V179H127ZM175 177H176V179H175ZM179 177H182V178H179ZM82 179H83V181H87L88 184L86 182H83ZM130 179H132V181L134 182V185H133V183H131V181H129ZM147 179H149L150 182H153L154 181V183H156V184L151 183V184H153L152 186L155 185V187H153V188H156V190H155L156 192L153 191V188H151L152 190L150 189V187H152L151 184H148L150 186L149 188L147 187V184L146 183H150V182H146ZM214 179H215V181H214ZM57 180H56V182H57L58 185H56V182H55V185H54V183L51 182V181L50 182L49 181L47 182L48 185H50V183H52V185L50 187H48L47 184H45V185L43 184L44 186L47 185V188L48 189L43 186L44 189L41 190V193H44L45 191L46 192H49V190H52L54 188L53 186H55V187L56 186H59V182ZM241 180H242V182H240ZM244 180H245L246 184H245ZM15 181L17 183H15ZM18 181L15 179L14 181H12L10 183L11 184L10 185L11 188L13 190H15L16 192L19 191V187H20L19 186L20 183ZM34 181H35L36 185H35ZM75 182H79V184H80V182H82L84 184L83 185L81 184V186H80V185H78V183H75ZM38 183H40L41 185L38 184ZM135 183L136 184H139L140 186L139 185L138 186L135 185ZM181 183H183L184 185H187L186 188H188V186L191 187V185L193 187V185H194L195 187H198V189H200L201 191L203 190V191L201 192L198 189H196L195 187H193L196 190H198V192L194 191L197 194L191 193L189 191V189L187 190V193H188V195H189V193H191L192 195H196V196H192V195L187 196V194L186 195L184 194V196H183V194H181V193L183 191L185 193V190L186 189H182V188H185V186L182 187L183 184H181ZM218 183L219 184H222L223 183L222 188H221V185H219ZM75 184L78 186V189H76V188L73 189V187H76ZM162 184H164V183H162ZM213 184H218V185H215L214 186ZM166 185H165V187H166ZM242 185H245V186H242ZM16 186H17V188H16ZM84 186H85V188L82 189ZM156 186L159 187V188H157ZM162 186L164 187V185H162ZM173 186H174V188H176L175 185H173ZM212 186L214 188L215 187L217 188V186H220V189H219V187L217 189L216 188L215 189L216 190L219 189L221 192L220 191H218V192L216 191L217 193H215L214 192L215 189ZM13 187H15V188H13ZM38 188H39V190H38ZM139 188H141L142 190H139ZM179 188H181L183 191H181V189H180V192H179ZM75 189L77 191H75ZM211 189L214 190V191L212 190V192H214L215 194L214 193L212 194ZM35 190H37V191H35ZM161 190H164V191H161ZM193 190H191V191H193ZM224 190H226V192H228V191H230V192H228V194H223L224 193ZM73 191H71V192H73ZM206 191H207V193H206ZM209 191L211 192L210 193L211 195H209V193H208ZM46 192H45V194L48 195L49 193L47 194ZM74 192L73 193H70L68 191L67 192L68 195L66 193H64L63 195H61L63 198L60 197V196H59L60 198L59 197L57 199L55 198L57 200V203L56 202L54 203L53 201H51V203L57 204L58 205L57 209H60V207H62L61 205H63L65 203V202H63L64 200H62V199H66V197H71V195L75 194ZM115 192H116V194H115ZM158 192H160V193H158ZM199 192H201L202 194L205 192L206 195L204 197H206L207 200H204L205 198L202 199L204 194L202 195ZM8 193H9V191H8ZM32 193H33L34 196L33 195L29 196V194H32ZM35 193H36V195H35ZM83 193H84V195H83ZM198 193H199L200 197L202 196V198H197V197H199L198 196ZM112 194H115V195L112 196ZM207 194L209 195L208 197H210L209 199L207 197ZM64 195H67V196H64ZM85 195H87V196L85 197ZM116 195H117V197H116ZM215 195H220V196H218L216 198ZM226 195H228V196H226ZM229 195H230V197H229ZM82 196H84L85 198H87V197L88 198L87 199H84V197H82ZM111 196L112 197L115 196L116 198L115 199L114 198H111ZM185 196H187L186 197V200H189V199H191L193 197L192 199H194V202L192 200L186 201L185 200ZM213 196H215V198ZM20 197H22V198H20ZM20 197L18 196V198L16 199V200H18L19 203L16 204L18 206H17V208H15V210H14L15 212L13 211V208L10 207V205L7 206V208L5 210H3V207L0 204V206H1L0 207V217H1V225H0V227L2 226L1 228H4V230L9 231V232L12 231L11 232L12 233V236L15 234V231L19 232L20 230H22V227L28 228L27 230H30L31 227L33 229L35 228V230H33L35 232H33L32 229H31L32 234H31V232H29V238H28L29 241L27 242V244L25 243L26 249H25V246L23 245L21 247V250L23 248L24 250L29 251L30 248H31V251L30 252H32L33 254H35L36 252H37V254L39 253V255H37L38 257H36V254L34 256L35 258H37V260L33 257L35 260L32 258L33 260L30 259L29 260L30 262H27V264L28 263L29 264L30 263L31 264H35L34 262L35 261L37 262L38 260H39V262H37L36 264L40 263L41 261H42L41 264H45V262H46V260H45L46 259L45 251L47 249H49V246L51 245L50 244L51 241H50V243L49 242H45V241H49L51 239V237L53 238L54 233H53V230L51 229V226H53V225H51V226L49 225L51 221H49V223L43 221L48 226L47 225L45 226V224H42L43 222L41 221V219H43V218L40 217V219L38 220V216H41L40 215V212H38V211H39V208L41 210V205L43 206V204L44 203H47L48 201H45L42 196H40V198H38L39 197L38 196L37 198L41 202H42V199L45 202L44 203L42 202L43 204H41L39 200L35 199V201H33V202L35 203L37 201V204L38 205L41 204V205L38 206L36 203H35L36 206L33 203L30 204L31 206L34 205V207L37 210L35 208H33V206L31 208V206L29 205L30 206L29 207L30 208V211L32 210L31 216L33 215V217L35 218V220H34L35 223L33 221V218L32 217H29L28 220H27V226H28V222L29 223L33 222V223L30 224V227L29 226L27 227L26 226V223H23V222L21 223L22 220L20 218L21 217V213H20L19 207H20L21 203L23 201H25V198H23L24 197L23 195L20 196ZM189 197H191V198H189ZM223 197H225L227 200H225V198H224V200H222L221 198H223ZM182 198H184V201H183ZM55 199H54V201H55ZM88 200L91 202V203L89 202L90 205L87 203ZM112 200L115 201V203L116 202L118 203L119 201L121 202L123 200L121 202V204H120L121 206L119 205V203L116 204L118 207H121L122 208V209L119 208L120 211L117 209V211H119V212H121V210L125 209L127 207V205L133 206L132 208L131 207H129V208L127 207L128 210L130 209L129 212H127L128 210H126V209L124 211L126 214H129L131 212L130 214H132V215L130 217H128V219H126L125 221H123L124 219H122V221H118L119 220V216L117 215L118 213L115 212L116 210H115L114 207L110 206V204H111L110 202H112ZM169 200H170L171 203H172V201H173V203L175 201V204L174 205H176L178 202H180V203H178V205H180L181 202L184 203L185 201L189 205L192 204L191 206H189V205H186V203H185L184 205L182 204V206L180 205V207H177V208H176L177 205L176 206L173 205V207L176 208V209H172L171 211L174 210V212H172V213H176L177 211H180L184 207L183 208V211L181 210V214L179 213L180 216L181 215L183 216L182 217L183 218L182 220H184L185 217H187L186 214L187 215L190 214V212L189 213H187V212L193 209L191 211V214H192V216H194V218L190 216L191 214L189 215L190 218H189V216L187 217L190 220L189 219L186 220L187 219L186 218L184 221L180 220L181 217L177 216L178 214H172V215H174V218L173 217H169V216H172V215H169L170 214L169 213L170 212L169 210L171 209V206H172V205H170L171 204L170 202H167ZM190 201H192V202H190ZM82 202L87 203L85 205H88V207H86ZM127 202H129V203H127ZM163 202H167L169 204L166 205ZM16 203H17V201H16ZM59 203H61V204H59ZM126 203H127V205H126ZM160 203L163 204V205H161ZM165 206H168V207L170 206V208L167 209L168 207H166V210L163 209L166 212V214H165L166 216H164L161 219V223H160V220L158 221L157 225H159V227L161 229L160 230L157 229L156 231H154L155 233L153 232L151 235L147 236V235H145V232L142 231V230L145 231V229H146V228L144 229V226L141 227V229L139 230L136 227H134V226L131 225V223H133L134 221L136 222L135 219L139 218V216L142 213H143L142 215H145V217L144 218L140 217L139 219H141V218L144 219V223L146 221L147 222L149 221L148 223H150L151 221L148 218L150 216L151 217L152 216H156L157 215V212L159 213L162 210V207L165 208ZM185 207H187V208L190 207V208H188L187 211H186L185 210ZM200 207H202V209H201L202 211H200ZM204 207L205 208L207 207L206 209L208 211L205 212L204 210H206V209ZM8 208H10V211H8ZM62 208L60 209V212H58V216L56 217V219H58V221L56 222V219H55L54 220V224H58L59 219L62 218L61 217L62 214L65 213V211L63 212V210H65V209L64 208L62 209ZM34 209L37 212H35ZM131 209H133V212H132ZM177 209H179V210H177ZM175 210H176V212H175ZM184 210H185L186 214H185ZM196 210H198V211H196ZM203 211H204V213H202ZM11 212H13V216H12L13 219H11V217L9 215V214H11ZM61 212H62V214H61ZM152 213H156V214H152ZM193 213H194V215H193ZM202 214L204 216H202ZM35 215H37V217H35ZM167 215H169L168 216L169 219H167L168 218ZM176 216L179 217V219ZM7 217H8V219H7ZM31 218H32V221H30ZM133 218H135V219L131 222V219H133ZM6 220H7V222H6ZM8 220H9V222H11V221L13 222V220H14V223H12V222L9 223ZM15 220H16V223H15ZM36 220H38V221H36ZM162 220L163 221L165 220V223L162 222ZM168 220L170 222L172 221L171 223L169 222L171 224V225L168 224L169 227L166 224V223H168L167 222ZM195 220H198V221H195ZM19 221H20V223H19ZM46 221H48V219H46ZM179 221L180 222H184V223H186V221H189V223L185 224L186 228H184V225H182V223H180ZM129 222H131V223H129ZM141 222H143V220H141ZM173 222L177 223L176 224L177 229H175L176 226H174V223ZM200 223H202L203 225L200 224ZM6 224H8V225H6ZM21 224L23 226H21ZM165 224L167 225V227H166ZM178 224H181V225H178ZM35 225L38 226V227H36ZM42 225H44L47 229L46 228L44 229V226H42ZM187 225L191 229L187 228ZM40 226H41V228H40ZM172 226H173V228H172ZM199 226H201V227H199ZM197 227H198L199 230L197 229ZM204 227H205V229H204ZM100 228L102 229V231L100 230ZM13 229L15 231H13ZM208 229H210V230H208ZM43 230H45V231H43ZM47 230H49V232L51 231V233H49ZM192 230L193 231L195 230V231L193 232ZM214 230H215V232H214ZM46 231H47V233H46ZM199 231H201V233ZM210 231H212L211 234H210ZM217 232L219 233L218 234L219 236L216 235V234H214V233H217ZM42 233H44V234L41 235ZM30 234L33 235V236H30ZM206 234H208V235H206ZM37 235L39 236L38 238L36 237ZM45 235H47L46 238H45ZM34 236L36 237V239H38V242H35L36 239H33ZM217 236H218V238H217ZM30 237H32V238L30 239ZM111 237H110V239L112 240ZM43 238H45V239H43ZM189 238L191 240H189ZM209 239H210V241H208V243H207V240H209ZM211 239H213L214 243L212 242ZM217 239H218V241H217ZM42 240H44L43 243H42ZM92 240L90 241V243H87L88 242L87 241L86 244H91L92 245ZM194 240H196V241H194ZM197 242L198 243L201 242V243H203L207 247L208 246H212L213 249H212V247H208L207 250L206 249L205 250L203 249V251H202L201 249H202L203 246L201 247V244L199 243L200 244L199 245ZM205 242H206V244H205ZM210 242H211V244L213 243V245L209 244ZM216 242H220V244H217ZM44 243H47V245L44 244ZM194 243H195V245L197 244L198 247H201L199 249L203 253L205 252L206 255H205V253L204 254H201V251L199 249H197V247H195ZM48 244H49V246H48ZM106 244H108V245L106 246L105 243H104V245L103 244H100L99 246L98 245H96V246L94 245L95 246L94 248H96L98 250L101 247L102 249H100V250H102L104 252V251L108 250L107 248L114 246V244L112 246H109L110 243H107V242H106ZM192 244L194 245V248H193V245ZM216 244H217L218 247H216ZM39 245L42 246V247H39ZM101 245H103V246H101ZM214 246L216 247L215 249H214ZM33 247H34L35 250L37 249L38 251H39V249H41L40 250L41 252L40 251L38 252L37 250L35 251L33 249ZM104 248H106V249H104ZM203 248H205V247H203ZM216 249L219 250V251H215ZM100 250H98V251L100 252ZM190 250H191V252H190ZM208 250H209V252H208ZM34 251H35V253H34ZM192 251H193V254L196 257H193L192 256ZM210 251H214L215 254H217V253H220V254H217L216 257H215L214 252H212L213 255L211 257H209V255L211 253ZM66 252H69L70 253V251H66ZM46 253H47V251H46ZM43 254H45V255L43 256ZM92 255L93 254H89L88 256L89 257L91 256L90 258L94 259ZM218 255H221V257L219 256L218 257V260H215V259H217V256ZM40 258H41V260H40ZM64 258H65V260L67 262H65ZM70 258L71 257L68 254L65 253V254H63V256L61 258L63 262L61 261V259H58L57 258L60 261H57L56 262L57 259H54L53 260L54 262H52V263H54V264H57V263L60 264L62 262L61 264H71L72 262L73 263H76L77 262L79 264L80 263L83 264L82 263V260H79V259H81L80 256H77L75 258L76 262L75 261H72ZM77 258H79V259H77ZM90 258H88V259H90ZM210 258H212L211 259L212 261L210 260ZM82 259H83V257H82ZM221 259H222V261H221ZM31 260H32L33 263L31 262ZM106 260L107 259H105L103 261L105 262ZM90 261H92L91 263L89 262L90 264H94V262H96L95 260H90ZM97 261L99 262L98 264H101V262L103 263V261H101V262L99 260H97ZM213 261H216V262L219 261V262L216 263V262H213ZM84 264H86V263H84Z\"/></svg>",
  "mask_w": 264,
  "mask_h": 264
},
{
  "label": "bare ground",
  "instance_id": "bare-ground-1",
  "mask_svg": "<svg viewBox=\"0 0 264 264\" xmlns=\"http://www.w3.org/2000/svg\"><path fill=\"white\" fill-rule=\"evenodd\" d=\"M35 1H36V0H35ZM37 1H41V0H37ZM118 1H119V0H118ZM121 1H122V0H121ZM144 1H145V0H144ZM209 1H210V0H209ZM213 1H214V0H213ZM215 1H216V0H215ZM215 1H214V2H215ZM1 2H2V1H1ZM46 2H47V1H46ZM77 2H78V1H77ZM119 2H120V1H119ZM214 2H212V5H213V6L210 5L211 7H214L215 5L217 6V3L215 4ZM219 2L221 3V6L219 5V8L222 7V8H223L222 11H226L227 13L230 14V15H228L229 18L227 19V22L231 21L232 18H233L232 20L235 21V22L232 21V22H233L232 24L235 23V24L237 25L238 29H239V30L236 29V30H237L236 33H238V32L240 31V29H241V30L243 31L242 33H245V34L247 33V34H246L247 36L250 35V36L253 38V41H254L255 39H257V40H255L256 43H258L257 41H259V40L264 41V0H219ZM219 2H218V4H220ZM4 3H5V1H4ZM35 3H36V2H35ZM37 3H39V2H37ZM43 3H44V2H43ZM63 3H64V2H63ZM63 3H62V4H63ZM72 3H73V2H72ZM122 3H124V2H122ZM208 3H209V2H208ZM213 3H214L215 5H214ZM7 4H8V3H7ZM29 4H30V3H29ZM29 4H28V5H29ZM39 4H40V3H39ZM56 4H57V3H56ZM144 4H145V3H143V5H144ZM209 4H211V3H209ZM244 4H245V5H246V4H247V5L249 4V6L246 8V10H243V9H242V7H244ZM1 5H2V4H0V6H1ZM24 5H25V4H24ZM59 5H60V4H59ZM59 5H58V7H59ZM120 5H121V7H122V4H119L118 6L120 7ZM22 6H23V5H22ZM32 6H33V5H32ZM32 6H31V7H32ZM35 6H36V5H35ZM45 6H46V5H45ZM48 6H49V5H48ZM68 6H69V5H68ZM2 7H3V6H2ZM27 7H28V6H27ZM31 7H29V8H31ZM63 7H64V6H63ZM80 7H81V6H80ZM119 7H117V8L119 9ZM141 7H142V6H141ZM18 8H19V7H18ZM36 8L39 9L40 7L37 6ZM66 8H67V7H66ZM98 8H99V7H98ZM113 8H114V7H113ZM117 8H116V9H117ZM124 8L126 9V7H124ZM124 8H121V9H124ZM143 8H144V7H143ZM143 8H142V9H143ZM160 8H161V7H160ZM27 9H28V8H27ZM27 9H26V10H27ZM43 9H44V8H43ZM81 9H82V8H81ZM93 9H94V8H93ZM95 9H96V8H95ZM147 9H148V8H147ZM155 9H157V8H155ZM26 10H25V11H26ZM44 10H45V12H44ZM44 10H42V9L40 10V9H39V11H41L40 14L42 15L41 17L39 16V19L41 18L40 20L45 21V22H47V24L49 23V24H51V25H53L54 23H56L57 21H56V22H53V21H55V17L53 16V18L51 19V17L48 16L49 14H48V13L46 14V10H47V9L45 8ZM62 10H63V9H62ZM98 10H99V9H98ZM152 10H154V9H152ZM159 10H161V9H159ZM163 10H164V9H163ZM220 10H221V8H220ZM0 11H2L1 8H0ZM28 11H30V9L27 10L26 12H28ZM31 11H32V12H35V11H33V10H31ZM84 11H85V10H84ZM119 11H121V10H119ZM119 11H118V12H119ZM140 11H142V10H140ZM146 11H147V10H146V8H145V11H144V12H146ZM157 11H158V10H157ZM216 11H217V9H216ZM216 11H215V9L213 10V12H216ZM32 12H31V13H32ZM50 12H51V11H50ZM63 12H64V11H63ZM122 12H123V10H122ZM125 12H127V11H125ZM147 12L149 13V12H151V11H147ZM158 12H159V11H158ZM226 12H225V14H226ZM1 13H2V12H0V16H3V13H2V14H1ZM148 13H146V15H144L145 13H142V14H143L144 16H147ZM216 13H217V12H216ZM216 13H214V15H215V16H218V15H216ZM32 14H34V13H32ZM51 14L53 15V13H51ZM51 14H50V15H51ZM125 14H126V13H125ZM125 14H124V15H125ZM151 14H153V12H151ZM156 14H158V13H156ZM156 14H154V16H152V17L158 16V15H156ZM211 14L213 15L212 12H211ZM218 14H219L221 20H222V19L224 20V18H227V17H228L227 14H226V15L224 14L226 17H224V18L221 17L220 14H223V12H222V13L220 12V13H218ZM24 15H25V14H24ZM36 15H37V14H36ZM52 15H51V16H52ZM54 15H55V14H54ZM127 15H128V14H127ZM208 15L210 16L209 13H208ZM214 15H213V16H214ZM224 15H222V16H224ZM29 16H30V13H29ZM29 16H27V17H29ZM219 16H218V17H219ZM230 16H231V17H230ZM152 17H150V18H152ZM159 17H160V16H159ZM210 17H212V16H210ZM0 18H1V17H0ZM21 18H22V17H21ZM25 18H26V17H25ZM57 18H58V17H57ZM129 18H130V17H129ZM147 18L149 19V17H147ZM156 18H157V17H156ZM214 18H215V17H214ZM214 18H212V19L215 20ZM230 18H231V19H230ZM39 19H38L37 21H39ZM53 19H54V20H53ZM121 19H122V18H121ZM152 19H153V18H152ZM154 19H155V18H154ZM209 19H210V18H208L207 20H209ZM229 19H230V20H229ZM3 20H5V19L3 18ZM6 20H7V19H6ZM12 20H13V19H12ZM35 20H36V19H35ZM35 20H34V21H35ZM60 20H61V19H60ZM98 20H99V19H98ZM127 20H128V19H126V21H127ZM216 20H218V18H217ZM221 20H220V21H221ZM223 20H222V21H223ZM225 20H226V19H225ZM225 20H224V21H225ZM126 21H125V22H126ZM131 21H133V20H131ZM210 21H212V20H210ZM253 21H255L258 25L256 24V25H257L256 27L254 26V28H249L248 25H250V24H248V22H253ZM2 22L4 23V21H2ZM11 22H12V21H11ZM23 22H24V21H23ZM102 22H103V21H102ZM104 22H105V21H104ZM122 22H123V21H122ZM127 22H129V21H127ZM227 22H225V23H227ZM0 23H1V22H0ZM6 23H7V22H6ZM25 23H27V22L25 21ZM60 23H61V22H60ZM132 23H133V22H132ZM213 23H214V22H213ZM213 23H212V24H213ZM219 23H220V22H219ZM219 23H218V21H216L214 27H215V28H219V26L221 27L220 24H222V23H220V24H219ZM230 23H231V22H230ZM56 24H57V23H56ZM56 24H55V25H56ZM120 24H121V23H120ZM124 24H125V23H124ZM140 24H141V23H140ZM212 24H211V25H212ZM216 24H218L219 26L216 27V26H217ZM223 24H224V23H223ZM223 24H222V27H223ZM5 25H6V24H5ZM7 25H9V23H8ZM38 25H39V24H38ZM41 25H42V24H41ZM43 25H44V24H43ZM43 25H42V26H43ZM45 25H46V24H45ZM103 25H104V24H103ZM129 25H130V24H129ZM129 25H128V26H129ZM211 25H210V26H211ZM213 25H214V24H213ZM224 25H225V24H224ZM227 25H228V24H227ZM230 25H231V24H230ZM23 26H24V25H23ZM42 26H41V27H42ZM48 26H49V25H48ZM58 26H59V24H58ZM58 26L56 27L57 29L54 27V25H53L54 28H50L51 26H49L50 29L47 28V29H49V30L45 31L46 34L43 35V34L41 33V35H42L41 38H40V36H39V38L41 39V40H40V43H41V41L44 42L45 40L47 41V40H49V39H56V40H58V42H56V40H55V41L53 40V41H54V44H55V42H56V44L58 45V46H57V45L54 46V47H55V48H54V51H56V50L60 51V50H61V49L59 50V48L62 47V46H59L60 43H61V45H65L64 43H62V42H65V41H62V39L60 40V38H61L60 36H62L63 33L61 34L60 26H59V27H58ZM126 26H127V25H126ZM135 26H136V25H135ZM160 26H161V24H160ZM160 26H159V27H160ZM225 26H226V25H225ZM225 26H224V27H225ZM232 26H233V25H231V27H232ZM247 26H248V27H247ZM0 27H1V28H2V27L8 28V27H6V26H2V25H0ZM100 27H101V26H100ZM129 27H131V26H129ZM133 27H134V26H133ZM142 27H143V26H142ZM161 27H162V26H161ZM214 27H213V28H214ZM222 27H221V29L224 30V29H223L224 27H223V28H222ZM227 27H230V26H227ZM1 28H0V30H1ZM23 28H24V27H23ZM112 28H113V26H112ZM139 28H140V27H139ZM156 28H157V27H156ZM204 28H205V27H204ZM207 28H208V27H207ZM232 28H234V26H233ZM235 28H236V26H235ZM235 28H234V29H229V28H227V29L231 30V31L228 30V31H229L228 33L231 32V33H230V35H231V34H232V31L235 30ZM2 29H3V28H2ZM12 29H14V28H12ZM143 29H144V28H143ZM158 29H159V28H158ZM196 29H197V28H196ZM202 29H203V28H202ZM221 29H220V30H221ZM9 30H10V28H9ZM14 30H15V29H14ZM14 30H13L12 34H13V36H14V38H15L16 35H15V31H14ZM16 30H17V29H16ZM21 30H22V28H21ZM93 30H94V29H93ZM156 30H157V29H156ZM203 30H204V29H203ZM208 30H210V29H208ZM211 30H212V28H211ZM211 30H210V31H211ZM214 30L217 31V32L215 31V33H217V34H218V32L220 31L219 29H218V30H217V29H214ZM225 30H226V29H225ZM3 31H4V30H3ZM19 31H20V30H18V32H19ZM42 31H43V30H42ZM114 31H115V30H114ZM194 31H195V30H194ZM200 31H201V30H200ZM205 31H206V29H205ZM210 31H209L208 33H210ZM212 31H213V30H212ZM0 32H1V31H0ZM4 32H5V31H4ZM40 32H41V31H40ZM40 32L38 33L39 35H40ZM143 32H144V31H143ZM192 32H193V30H192ZM192 32H191V33H192ZM195 32H198V31H195ZM223 32H227V31H223ZM10 33H11V32H10ZM93 33H94V32H93ZM144 33H145V32H144ZM149 33H151V32H149ZM199 33H200V32H199ZM201 33H202V32H201ZM220 33H221V32H220ZM228 33H226L227 35H226L225 33H221L220 35L225 34V37H224V35H222V36H223V38H226V36H229ZM239 33H240V32H239ZM12 34H11V35H12ZM16 34H18V33H16ZM26 34H27L26 31H23V32H19L18 36L21 37V38L23 39V38H24V35L26 36ZM128 34H129V33H128ZM182 34H183V33H182ZM203 34L205 35L206 32L203 33ZM211 34H212V35H211L212 37L215 36V35L213 36L214 33L211 32ZM245 34H244V35H245ZM0 35H2V33H1ZM141 35H142V34H141ZM146 35H147V34H146ZM190 35H191V34H190ZM192 35H193V34H192ZM196 35L198 36V33H196ZM200 35H201V34H200ZM204 35H203V36H204ZM232 35H233V34H232ZM47 36H48L49 38H48ZM119 36H120V35H119ZM126 36H127V35H126ZM129 36H130V35H129ZM193 36H194V37H197V36H195V35H193ZM193 36H192V37H193ZM235 36H238V35L234 34V41L236 40V38H238V37H235ZM241 36H242V34H241ZM241 36H240V38H241ZM250 36H249V37H250ZM91 37H92V36H91ZM145 37H146V36H145ZM212 37H211V38H212ZM230 37L233 38V36H230ZM251 37H250V41H251ZM3 38H5V37H3ZM10 38H11V36H10ZM14 38H13V39H14ZM16 38H17V36H16ZM16 38H15V39H16ZM39 38H38V39H39ZM62 38H63V37H62ZM93 38H94V36H93ZM112 38H113V37H112ZM149 38H150V37H149ZM200 38H201V37H199V39H200ZM217 38H219V36H217ZM223 38L220 39V40H221V41H224ZM242 38H243V37H242ZM245 38H246V36H245ZM17 39L20 40L19 38H17ZM17 39H16V40H17ZM22 39H21V40H22ZM38 39L36 38V41H37ZM42 39H43L44 41H43ZM146 39H147V38H146ZM150 39H151V38H150ZM150 39H149L148 41H150ZM192 39H193V38H192ZM212 39H213V38H212ZM228 39H229V38H228ZM243 39H244V38H243ZM246 39H248V38H246ZM246 39H245V40H246ZM9 40H10V39H9ZM16 40H15V41H16ZM21 40H20V41H21ZM31 40H32V39H31ZM31 40H30V42H31ZM63 40H65V39H63ZM73 40H74V39H73ZM136 40H137V38H136ZM141 40L143 41V39H141ZM215 40H216V39H214L213 41H215ZM217 40H219V39H217ZM220 40H219V41H220ZM231 40L233 41V39H230V40H226V39H225L224 42H226V41L228 42V41H231ZM237 40L239 41V39H237ZM237 40H236V42H238ZM241 40H242V39H241ZM10 41H11V40H10ZM46 41H45V42H46ZM50 41H51V40H50ZM53 41H52V42H53ZM59 41H61V42H59ZM79 41H80V40H79ZM79 41H78V42H79ZM117 41H118V40H117ZM148 41H147V42H148ZM192 41L194 42V40H192ZM196 41H197V43L199 42L198 40H196ZM211 41H212V40H210V42H211ZM221 41H220V42H221ZM232 41H231V42H232ZM248 41H249V40H248ZM17 42H18V41H17ZM32 42H33V41H32ZM34 42H35V41H34ZM34 42H33V43H34ZM38 42H39V41H38ZM45 42L42 43V44H44V47H45ZM82 42H83V41H82ZM110 42H111V41H110ZM224 42H222V47H223V44H226V43H224ZM241 42H242V41H241ZM245 42H246V41H245ZM15 43H16V42H15ZM50 43H51V42H50ZM58 43H59V44H58ZM71 43H72V42H71ZM113 43H114V42H113ZM113 43H112V44H113ZM120 43H121V42H120ZM125 43H126V42H125ZM140 43H141V41H140ZM195 43H196V42H195ZM229 43H230V42H229ZM233 43H234V42H233ZM233 43H231V44H233ZM243 43H244V42H243ZM259 43H260V42H259ZM46 44H47V43H46ZM51 44H52V43H51ZM72 44H74V42H73ZM76 44H77V43H76ZM83 44H84V43H83ZM187 44H188V43H187ZM238 44L240 45V41H239ZM246 44H247V42H246ZM252 44H253V43H252ZM254 44H255V42H254ZM262 44H263V43H262ZM13 45H14V44H13ZM27 45H28V44H27ZM27 45H26V46H27ZM36 45H37V44H36ZM38 45H40L39 47H41V44H38ZM68 45H69V44H68ZM119 45H120V44H119ZM125 45H126V44H124V46H125ZM142 45H143V44H142ZM142 45H141V46H142ZM189 45H190V44H189ZM239 45H238V46H239ZM241 45H242V44H241ZM241 45H240V46H241ZM47 46H48V45H46V48H48ZM52 46H53V44H52ZM84 46H86V48L88 49V51L90 50V48H88L87 45H84ZM84 46L82 45L83 49H84ZM135 46H136V45H135ZM209 46H210V45H207V47H209ZM230 46H231V45H230ZM232 46H233V45H232ZM235 46H236V44H235ZM238 46H237V47H238ZM240 46H239V47H240ZM1 47H2V46H1ZM12 47H13V46H12ZM16 47H17V46H16ZM44 47H43V46H42V48H38V47L35 48V47H34L35 49H31V50H29L28 52H25V55L22 54V56H23V57L25 56V58H26V56L28 57L29 55L31 56L32 54L35 56V57L32 56V60H31V61L25 59V60H26V63H25V62H24V63L26 64V66H25L26 69L29 70L30 72H32V71L34 70L33 72L35 73V74H34L35 78H34L33 80H34L35 82H38L40 79H43L44 77L42 78V76H43L45 73H47V72H50V75H48V76H49V78H50L51 80H53V81H54V80H57V79H59L58 81H60L61 79L64 80V78L66 77V75H67L68 73H70V71H71L70 68H71L72 70H73V68H72L71 66L69 67V65L67 64L68 61H66V60H65L64 62L57 63V65L50 66V65H52L51 63L54 62V61H52V62L50 63V61L53 60V59H55V58H51V57L48 58V57H47L46 51L49 50V49H47V50L45 51V54H46V56H45V55H44V50H43ZM64 47H65V46H64ZM64 47H62V48H64ZM80 47H81V46H80ZM92 47H93V46H92ZM92 47H91V48H92ZM138 47H139V46H138ZM188 47H189V46H188ZM207 47H206V48H207ZM217 47H218V46H217ZM219 47H220V46H219ZM224 47H225V45H224ZM239 47H238V48H239ZM242 47H243V46H242ZM244 47H245V45H244ZM3 48H4V47H3ZM6 48H7V47H6ZM20 48H21V47H20ZM31 48H32V47H31ZM50 48H52V47H50ZM172 48H173V47H172ZM206 48H205V49H206ZM209 48H210V47H209ZM209 48H208V49H209ZM245 48H246V47H245ZM17 49H18V47H17ZM102 49H105V48H102ZM1 50H2V49H1ZM13 50H14V49H13ZM13 50H12V51H13ZM51 50H53V48H52ZM63 50H64V49H63ZM63 50H61V51H63ZM84 50H85V49H84ZM158 50H159V49H158ZM168 50H169V49H168ZM172 50H173V49H172ZM203 50H204V49H203ZM210 50H211V49H210ZM212 50H213V49H212ZM212 50L210 51V54H214V53H211ZM216 50H217V49H216ZM49 51H50V50H49ZM49 51H47V53H48ZM77 51H78V50H77ZM88 51H87V52H88ZM96 51H97V50H96ZM98 51H99V50H98ZM169 51H170V50H169ZM169 51H166V53L169 52ZM204 51H206V50H204ZM207 51H208V50H207ZM207 51H206V53H209V52H207ZM2 52H3V51H2ZM85 52H86V50H85ZM100 52H102V51H100ZM103 52H104V50H103ZM159 52H161V51H159ZM172 52H173V51H171V53H172ZM216 52H217V51H216ZM216 52H215V53H216ZM10 53H11V52H10ZM30 53H31V54H30ZM51 53H52V51H51ZM56 53H58V52H56ZM171 53H168V56H169V57H172V56H173V55L170 56ZM0 54H1V53H0ZM52 54H55V53H52ZM52 54H51V56H52ZM89 54H90V53H89ZM93 54H94V53H93ZM95 54H96V53H95ZM98 54H99V53H98ZM161 54H164V53L162 52ZM173 54H174V52H173ZM200 54H202V53H197V55H200ZM2 55L4 56V54H2ZM2 55H1V57H2ZM7 55H8V54H7ZM10 55H11V54H10ZM16 55H17V54H16ZM49 55H50V54H49ZM61 55H62V54H60V56H61ZM91 55H92V54H91ZM91 55H90V56H91ZM99 55H103V54L100 53ZM159 55H160V53H159ZM176 55H177V54H176ZM176 55H175V56H176ZM195 55H196V54H195ZM204 55H205V53H203V56H204ZM5 56H6V55H5ZM30 56H29V57H30ZM56 56H58V55H56ZM64 56H65V55H64ZM96 56H98V55H96ZM133 56H134V55H133ZM164 56H166V55H163V56L160 55V56H159V61H160V57L162 58V57H164ZM168 56H167V57H168ZM206 56H209V54H208V55L206 54ZM210 56H211V55H210ZM212 56H213V55H212ZM212 56H211V57H212ZM1 57H0V59H1ZM19 57H21V56H19ZM23 57H21L20 60H23V59H22ZM92 57H93V56H92ZM192 57H194L193 60L195 61V60H196L195 56L192 55L191 58H192ZM211 57H209L210 60L212 59ZM4 58H5V57H4ZM56 58L58 59V57H56ZM63 58H64V57H63ZM65 58H66V57H65ZM65 58H64V59H65ZM89 58H90V57H89ZM94 58L96 59V57H94ZM97 58H98V57H97ZM106 58H107V57H106ZM106 58H105L104 60H106ZM133 58H134V57H133ZM133 58L131 57V60H132ZM135 58L137 59L136 56H135ZM165 58H166V57H165ZM165 58H163V59H165ZM173 58H174V56H173ZM50 59H51V60H50ZM57 59H56V60H57ZM91 59H92V58H91ZM99 59H100L101 61H104V60L101 59L100 57H99ZM123 59H124V58H123ZM126 59H127V58H126ZM126 59H125V61H127ZM136 59H135V60H136ZM4 60H5V59H4ZM4 60H3V61H4ZM18 60H19V58H17V60H15V61H18ZM20 60H19V61H20ZM61 60H62V59H61ZM96 60H97V59H96ZM100 60H99V62H101ZM131 60H129V61L131 62ZM133 60H134V59H133ZM161 60H162V59H161ZM168 60H170V59H168ZM168 60H167V62L169 63ZM171 60H172V59H171ZM1 61H2V60H1ZM1 61H0V90H1V89H4V90L6 89L7 92H6V93L3 92V93H5L4 96H3V95H2V97L0 96V116H1V118L3 119V121H4V132H6V133L8 134V136H9L8 140H6V139L4 138V139H5L4 142L7 141L6 144H8V148H10V150H11L12 153L16 152V154H17V153L20 154V155L17 154V157H15V158H12V157H11L10 160H12V161L8 163V167H9V165L12 167L11 170L14 171V174H15V175L11 174V172H10L9 169H8V167H5V168H7V170H6V169L4 168V166H3V167L1 166L2 168H4V169L6 170V172L9 171V172H10V175H13L14 177H10V178H8L7 176H10V175H7V176H6V174H4L5 170H4V172H3V170L0 169V171L2 170L1 172H3L4 176H6V177L4 178V181H3L4 183H3V185H2L1 188H0V204H1V206L3 207V210H5V209L7 208V206L10 205V207L13 208V211H14L15 208H17V206H18V205H16V204L19 203L18 200H16V199L18 198V196L20 197V196L23 195V196H24L23 198H25V201H26V202L23 201V202L21 203L20 207H19V210H20V213H21V217H20V218H21V220H22L21 223H22V222H23V223H26V226H27V220H28L29 217H32V218H33V221L35 220V218L33 217V215L31 216V212H32V210L30 211V208H29V207L31 206L30 204H31V203H33L34 205H35V203L37 204V201H36L35 203H34L33 201H35V199L39 200L38 198H40V196H42L43 199H44L45 201H48L47 203H44L45 201L42 199V202L44 203V204H43V203L39 200L40 203L43 204V206L38 202V203L41 205V210H40V208H39V211H38V212H40V215H41V216H38V220L40 219V217H42V218H43V219H41L42 222L45 221V222H48V223H49V221H51L49 225H50V226L53 225V226H51V229L53 230V233H54L53 238L51 237V239H52L53 241H52L51 239H50V240L48 239L49 241H45V242H49V243H50V241H51V243H50L51 245L49 246V244H48L49 249L46 250L47 253H46V251H45V254H46V259H45L46 262H45V264H54V263H52V262H54L53 260H54V259H57V258H58V259H61L62 256H63V254H65V253L68 254V255L71 257L70 259H71L72 261H75V262H76L75 258H76L77 256H80L81 259H79V258H77V259L82 260V263H83V264H84V263H86V264H90V263L92 262V261H90V260H95L96 262L93 261L94 264H98L99 262H98L97 260H99V261L101 262V261H103V260H105V259H107V260H106L105 262L103 261V263L101 262V264H154V263H152L151 261L148 262V263L145 262V261H144V262H141V263H140V262L138 263V262H136L135 260H132V259H130L129 257H126L125 254H116L117 251H116V252L114 251L113 247H114V248L116 247V246H115V243H117V242L120 243V242H119V241H120V239H119L120 236H118V235H121V234H123V233H126V230L129 228V226H128V227L126 226V228L123 227L121 230H118V229H117V233H118V231H120V232L117 234V237H116L115 239L112 238V237H114V236H113V234H114L113 232H115V234H116V231H113V232H112V230H111V231H110V230H109V231L106 230V232H101L100 234H99V231H97V233H96L97 235L95 234V238L92 237L93 240L90 238V239L92 240V245H91V244H86L87 241H88L87 243H90V241H91V240L89 241V236H90L91 234L94 233V231H95V227H96V229L99 228V227L102 228L103 224H101V225H100L99 223L96 224V225L99 226V227H97V226H95V225H92L91 227L88 228L87 231L85 230V232L77 231V229H78V228H76L77 226H75V225L72 224L71 226H69V228H68V232L66 231V233H68V234L71 235V238H63V240L61 241L60 236H61V233L64 232V231H63V230H64L63 227H64L65 223H66L67 221H75V220H76V218H74L75 220L72 219V216H74V214H70V211L67 210L68 207H69L70 205H72L73 208H74V207H76L79 203H81V201H86V200H82L83 198H82V199L79 198V197H81V196H79V195H81V192L79 193V190H78L77 193H75L73 190H70V187H71L70 184H71V182L73 181V179H78V178H73V176H72L73 179H72L71 177L69 178V175H70V174H67V175H68V178H66V175L64 176V177L67 179V181H66V182L63 181V185L60 186V183L62 182L63 178H62V176L59 177L60 174H59V176H55V179L57 180L58 177H59L61 182H59V181L57 180V181L59 182V186H56V187L53 186L54 188L52 187L53 189H52V190H49V192H46V191H45L47 194L49 193L48 195H46L45 192H44V193H41V190L44 189L43 186H44L45 184L48 185V183H47L48 181H49V182H50V181L53 182L54 185H55L56 180L53 181V180H54V179H53L54 177H49V178H51L50 180H48V181L45 180L46 183H45L44 180H43V182L41 183V182H40V181H41L40 178H39V180H40V181H39V180L37 179V177H40V175H42L44 172L46 173L47 176H49L50 174H55V173H53V172H54V171H55V172H58V171H59L58 169H59L60 167H64L65 165H71V163L73 164V162L78 161V159H77L78 157H77V158L74 157V155L76 156V154H77V153L75 154V152H76V150H77V149H75V148H77V147L74 145V144H75V142H74V141H75V138H74V137H79V135H77V134H78V133H77L78 131H77V132H74V133H77V134H76L77 136H74L73 138H72V136H71L72 139H71L70 137H65L68 133H67L66 135L63 136L64 138H63L62 136H60V137L63 138V140L60 139L61 141L58 143L59 145H57V146H56V144H57L58 141L56 142V139H54L55 142H56V144H55L54 146H51V148L54 149L55 146H56L57 150L54 149L55 151H59V148H60V149H61V150H60V151H61V154H63V156H62L61 154H59V153H60V151H59V152H57V153H58L60 156H62V157H60V156H59V157H56V154H55V157H56V158H54V159H55V160H58V159H59V161H55V160L53 161L52 159H53V157H54V156H53V155H54V154H53L54 152H53V153L50 152V150H52V149L49 150V147L47 148V147L45 146V145H47V144L50 143L49 140H51V139L48 137L49 134H48V136H47V134L45 133V134H46L45 136H47L49 139H48L47 137L45 138V136H43L44 131H45V130L43 131L44 128H43V129H40V128H41V127H40L41 125H39V124L37 123V124L39 125V126H37L36 123H35L36 120L34 119L35 115H36V119H38L37 117H38L40 114L42 115V118H43V115H45V114H44L45 112H42L40 109L44 110V106L46 107V105H43L42 108H40L41 105H42V104H41L40 107H39V109H37V113H38L39 110L43 113V114H42V113H40V114L38 113V116H37V114L35 113L36 110H35V111L33 110L34 113H32V111H31L32 109H29V108L26 107V106H29V105H28V104H27V105H25V104L23 105L24 102L21 101V100H20V102H21V103L23 102L22 105L25 106V107H22V108L18 107V108H20V109H18V110H17V107L14 108L13 105L15 104V102L13 101L14 104H12V100L15 99V96H14V93L11 92V85H10L11 83H10V82H11L12 80H14L13 78H14L15 76H17V75L19 76L20 73L17 74V73H18V72H17L16 75H14L13 70L10 71L11 68H10L9 70H7L6 67L3 68V65H4V64L2 65V62H1ZM11 61H14V60H11ZM11 61H10V63H11ZM15 61H14V62H15ZM19 61H18V63H19V64H20V63L22 64L23 61H22V62H19ZM59 61H60V60H59ZM109 61H110V60H109ZM129 61H128L127 65H130V64H131ZM165 61H166V60H164V61L162 60L163 63H165ZM208 61H209V59H208ZM57 62H58V60H57ZM65 62H66V63H65ZM91 62H92V61H91ZM97 62H98V61H97ZM97 62H96V64H97ZM99 62H98V63H99ZM104 62H105L104 65L107 64L106 61H104ZM122 62H124V60H123ZM134 62L136 63V61H134ZM134 62H133V63H134ZM137 62H139V60H138ZM167 62H166V63H167ZM213 62H214V61H213ZM10 63H9V64H10ZM12 63H13V62H12ZM12 63L10 64L11 66L13 65ZM15 63H16V62H15ZM68 63H71V62L69 61ZM129 63H130V64H129ZM192 63L194 64V62H192ZM224 63H225V62H224ZM91 64H92V63H90V64H88V65H89V66H92ZM96 64H95V65H96ZM101 64H102V62H101ZM108 64H110V63H108ZM108 64H107V65H108ZM122 64H123V63H121V65H122ZM193 64H192V65H193ZM212 64H213V63H212ZM93 65H94V64H93ZM102 65H103V64H102ZM102 65H101V66H102ZM110 65L113 66V64H110ZM110 65H108V66H110ZM118 65H120V64H117L116 66H118ZM125 65H126V64H125ZM133 65H134V64H133ZM133 65H132V66H133ZM210 65H211V63H210ZM224 65H225V66H224ZM224 65H222V66L226 67V64H224ZM7 66H8V65H7ZM19 66H20V65H19ZM97 66H98V65H97ZM112 66H111V67H112ZM116 66H115V67H116ZM222 66H221V67H222ZM14 67H15V65H14ZM16 67H18V66H16ZM16 67H15V68H16ZM20 67H21V66H20ZM20 67H19V68H20ZM22 67H24V66L22 65ZM25 67H24V68H25ZM115 67H112V68H115ZM195 67H196V63H195ZM216 67H217V66H216ZM256 67H257V66H256ZM1 68H2V69H1ZM88 68H89V67H88ZM94 68H97V67L94 66ZM94 68H93V69H94ZM102 68H104V67H102ZM106 68H108V67H106ZM112 68H110V69H112ZM122 68H123V66H122ZM122 68H121V70H122ZM124 68H125V67H124ZM4 69H5V71H4ZM12 69H14V68H12ZM21 69H22V68H21ZM26 69H24V71H26ZM32 69H33V70H32ZM89 69H90V68H89ZM89 69H88V71H87L86 68H85V70H86L87 72L90 71ZM117 69H118V68H117ZM195 69H196V68H195ZM198 69H200L199 71L202 70V68H199V67H198ZM198 69L195 70V71H196V72H195L196 74H197V72H198V71H197ZM214 69H215V68H214ZM223 69H224V68H223ZM31 70H32V71H31ZM74 70H75V69H74ZM74 70H73V71H74ZM83 70H84V69H83ZM94 70H95V69H94ZM104 70H106V69H104ZM107 70H108V69H107ZM119 70H120V69H119ZM119 70H118V71H119ZM130 70H131V69H130ZM216 70H217V68H216ZM216 70H215V71L212 70V71L214 72V75H215V72L218 71V70H217V71H216ZM220 70H222V69L220 68ZM224 70H225V69H224ZM259 70H260V69H259ZM14 71H18V70H14ZM112 71H114V70H112ZM115 71L117 72L116 68H115ZM115 71L113 72V74H115ZM125 71H126V70H125ZM132 71H133V70H132ZM212 71H211L210 73L213 75ZM21 72H22V71H21ZM26 72L28 73V71H26ZM80 72H84V71L80 70ZM91 72H92V70H91ZM126 72H127V71H126ZM134 72H135V71H134ZM218 72H219V78H220V79H222V76H224V75L226 74V73L224 74V72L222 73V71H218ZM218 72H217V73H218ZM220 72L222 73L221 76H220V74H221ZM71 73H72V72H71ZM73 73H76V72H73ZM85 73H86V72H85ZM94 73H95V71H94ZM210 73H209V75H210ZM217 73H216V75H217ZM254 73H255V72H254ZM262 73H263V72H262ZM21 74H22V73H21ZM21 74H20V75H21ZM24 74H25V73H24ZM24 74H23V75H24ZM42 74H43V75H42ZM48 74H49V73H48ZM76 74H78V73H76ZM82 74H83V73H80L81 76H82ZM87 74H88V75H87ZM90 74H92V73H90ZM90 74H89V73H86V75L84 74V76H86V78H87V76L89 77ZM118 74H119V73H118ZM118 74H117L116 78L121 79V78L119 77V75L122 74V72H121L119 75H118ZM128 74H129V75H128ZM128 74H127V76L130 77V73H129V71H128ZM131 74H132V73H131ZM13 75H14V77H13ZM45 75H46V74H45ZM69 75H70V74H69ZM74 75H75V74H74ZM74 75H73V77H74ZM80 75H78V76H80ZM93 75H94V74H93ZM115 75H116V74H115ZM115 75H114V77H115ZM123 75H124V74H123ZM216 75H215V76H216ZM27 76H28V77H26V74H25L24 77H26L27 79L31 77V76L29 77V75H27ZM67 76H68V75H67ZM78 76L76 75L74 78H76V79H80V77L78 78ZM84 76H83V77H84ZM107 76H108V75H107ZM255 76H256V75H255ZM255 76H254V77H255ZM257 76H258V75H257ZM12 77H13V78H12ZM21 77H23V76H21ZM21 77H20V78H21ZM70 77H71V76H70ZM70 77H67L68 80H69ZM73 77H71V79H72ZM103 77H104V79H105V75H104ZM111 77H112V76H111ZM123 77H124V76H123ZM123 77H122V78H123ZM208 77H209V76H208ZM210 77H213V76L210 75ZM216 77H218V75H217ZM248 77H249V76H248ZM16 78H17V77H16ZM18 78H19V77H18ZM45 78H46V76H45ZM49 78H48V81L51 82V81L49 80ZM74 78H73V80H74ZM116 78H114V79L116 80ZM124 78H125V79H122V80H126V78H128V77L125 76ZM173 78H175V77H173ZM173 78H172V80L174 81ZM234 78H235V77H234ZM236 78L238 79V77H236ZM251 78H252V77H251ZM258 78H260V77H258ZM258 78H257V79H258ZM46 79H47V78H46ZM76 79H75V80H76ZM84 79H85V78H83V80H84ZM100 79H101V77H100ZM107 79H108V78H107ZM109 79H110V77H109ZM176 79L178 80L177 77H176ZM208 79H209V78H208ZM210 79H211V78H210ZM213 79H214V77H213ZM213 79H212V80H213ZM220 79H219V80H220ZM239 79H241V78H239ZM262 79H263V78H262ZM31 80H32V79H31ZM31 80L29 79L30 83H33V81L31 82ZM66 80H67V79H66ZM66 80H65V82H66ZM87 80H88V79H87ZM260 80H261V79H260ZM45 81H46V80H45ZM45 81H44V82H45ZM77 81H78V80H77ZM93 81H94V80H93ZM101 81H102V80H101ZM110 81H111V80H110ZM119 81L121 82V80H119ZM175 81H176V80H175ZM178 81H179V80H178ZM183 81H184V80H183ZM205 81H207V80H205ZM209 81H210V80H209ZM209 81H208V82H209ZM220 81H221V80H220ZM232 81H233V80H232ZM247 81H248V80H247ZM250 81H251V80H250ZM250 81H248V82H250ZM25 82H26V81H25ZM35 82H34V83H35ZM61 82H62V81H61ZM80 82H81V81H80ZM84 82H85V80H84ZM115 82H116V81H113V82L111 81V84H115ZM120 82H119V83H120ZM179 82H180V81H179ZM184 82H185V81H184ZM222 82H223V81H222ZM235 82H236V81H235ZM239 82H241V81H239ZM261 82H262V81H261ZM52 83H53V82H52ZM52 83H51V84H52ZM57 83H59V82H56L55 84H57ZM68 83H70V82H68ZM74 83H75V82L72 83L73 86L75 85ZM78 83H79V82H78ZM90 83H91V82H90ZM96 83H97V81H96ZM117 83H118V82H117ZM117 83H116V84H117ZM170 83H171V82H170ZM229 83H230V81H228V84H229ZM232 83H233V82H232ZM232 83L229 84V85H230L229 88L233 87V86H232V85H233ZM237 83H238V82H237ZM263 83H264V82H263ZM39 84H42V82L39 83ZM39 84H38V85H39ZM63 84H64V81H63ZM66 84H67V83H66ZM72 84H70V85H72ZM82 84H84V83H82ZM94 84H95V83H94ZM94 84H92V85H94ZM107 84H109V83H107ZM121 84H122V82H121ZM121 84H120V85H121ZM174 84H175V83H174ZM176 84H178V82H177ZM181 84H182V82H181ZM181 84H180V86H181ZM208 84H209V83H207V85H208ZM228 84H226V82H225V84H224L225 86L227 85V88H226V91H227V92H228V90H229V89H228V86H229ZM231 84H232V85H231ZM238 84H240V83H238ZM31 85H32V84H31ZM31 85H30V86H31ZM35 85H37V84H35ZM38 85H37V86H38ZM42 85H43V84H42ZM46 85H47V83H46ZM46 85H43V87L46 86ZM67 85H69V84H67ZM86 85H88V84H86ZM100 85H101V84H100ZM109 85H110V84H109ZM168 85H169V84H168ZM170 85H172V84H170ZM221 85H222V83H221ZM221 85H220V86H221ZM242 85H243V84H242ZM261 85H262V84H261ZM15 86H16V85H15ZM15 86H14V87H15ZM40 86H41V85H40ZM55 86H56V85H55ZM60 86H61V85H60ZM62 86H63V85H62ZM62 86L60 87L61 90L63 89ZM78 86H79V85H78ZM112 86L114 87L115 85H112ZM122 86H123V85H122ZM124 86H125V85H124ZM124 86H123V87H124ZM178 86H179V85H178ZM180 86H179V87H180ZM186 86H187V85H186ZM225 86H224V88H225ZM235 86H237V85L234 84V88H235ZM12 87H13V85H12ZM16 87H17V86H16ZM21 87H22V86H21ZM32 87H33V85H32ZM35 87H36V86H35ZM35 87H33V88H35ZM41 87H42V86H41ZM41 87H40V88H41ZM63 87H64V86H63ZM76 87H77V86H76ZM83 87H84V85H83ZM94 87H95V86H94ZM97 87H98V86H97ZM104 87H105V85H104ZM172 87H173V85H172ZM179 87H178V88H179ZM182 87H183V86H182ZM184 87H185V84H184ZM208 87H209V86H208ZM222 87H223V86H222ZM242 87H243V86H242ZM17 88H20V87H17ZM65 88H66V87H65ZM79 88H80V86H79ZM79 88H78V89H79ZM90 88H92V87H90ZM117 88H118V87H117ZM237 88H239V87L237 86ZM245 88H246V87H245ZM262 88H263V86H262ZM26 89H27V88H26ZM37 89H38V88H37ZM41 89H42V88H41ZM44 89H45V88H44ZM44 89H43L42 91H44ZM55 89H56V87H55ZM58 89H59V87H58ZM67 89H69V87H68ZM67 89H66V90H67ZM71 89H72V88H71ZM84 89H87V88H84ZM100 89H101V88H100ZM119 89H120V88H119ZM124 89H125V88H124ZM126 89H127V88H126ZM126 89H125L124 91H126ZM164 89H165V88H164ZM14 90H15V89H14ZM18 90H19V89H18ZM22 90H23V89L21 88V91H20V92H21V93H20L21 95L24 93V91H23V93H22ZM30 90H32V89L30 88ZM33 90H34V89H33ZM45 90H46V89H45ZM61 90L59 89V91H61ZM75 90H77V89L75 88ZM96 90H98V89H96ZM102 90H104V89H102ZM122 90H123V88H122ZM230 90H232V89H230ZM230 90H229V91H230ZM235 90H236V89H235ZM235 90L233 89L232 91H235ZM8 91H9V92H8ZM53 91H55V90H53ZM56 91H57V89H56ZM59 91H58V93H59ZM69 91H70V90H69ZM83 91H84V90H83ZM93 91H94V90H93ZM93 91H92V92H93ZM114 91H115V90H114ZM116 91H118V90H116ZM161 91H162V90H161ZM164 91H165V90H164ZM232 91H231V92H232ZM237 91H238V90H237ZM243 91H244V90H243ZM16 92H17V91H16ZM25 92H29V91L27 90V91H25ZM34 92H35V91H34ZM34 92H31V93H34ZM40 92H41V91H39V89H38V90H36L35 94H38V93H40ZM85 92H86V91H85ZM89 92H91V91H89ZM106 92H107V91H106ZM118 92H119V91H118ZM122 92H123V91H122ZM198 92H199V91H198ZM250 92H253V91L250 90ZM0 93H1V92H0ZM31 93H30V94H31ZM53 93H54V92H53ZM66 93H67V92H66ZM73 93H74V92H73ZM82 93H83V92H82ZM93 93H94V92H93ZM99 93H100V92H99ZM101 93H102V91H101ZM104 93H105V92H104ZM126 93H127V91H126ZM158 93H159V91H158ZM194 93H196V92H193L192 95H193ZM201 93H202V92H199V94L197 93L196 95L200 96ZM203 93H204V94H203ZM203 93H202V94L205 96V93H206V92H203ZM242 93H243V92H242ZM253 93H254V92H253ZM253 93H252V94H253ZM27 94H29V93H27ZM27 94H26V96H27ZM30 94H29V95H30ZM61 94H62V93H61ZM61 94H59V95H61ZM69 94H70V93H69ZM77 94H78V93H77ZM87 94H88V97H89L92 93L90 94V93L87 92ZM160 94H163V93L160 92ZM202 94H201V96H203ZM206 94H207V93H206ZM225 94H226V93H225ZM230 94H231V93H230ZM252 94H251V95L248 94V95H250V96L253 98V95H252ZM33 95H34V94H33ZM40 95H41V93H40ZM42 95H43V94H42ZM42 95H41V96H42ZM46 95H47V94H45V96H46ZM59 95L57 94V97H58ZM70 95H71V94H70ZM79 95H80V94H79ZM82 95H83V94H82ZM82 95H81V96H82ZM95 95H96V94H95ZM97 95H98V94H97ZM97 95H96L95 97H97ZM104 95H105V94H104ZM155 95H156V93H155ZM207 95H208V94H207ZM228 95H229V94H228ZM234 95H235V94H234ZM239 95H240V94H239ZM239 95L237 94L236 96L239 97ZM41 96L38 95V98L41 97ZM48 96H49V95H48ZM48 96H47V97H48ZM53 96H55V95H53ZM67 96H68V95H67ZM67 96H66V97H67ZM76 96H77V95H76ZM81 96H80V97H81ZM85 96H86V95H85ZM91 96H92V95H91ZM93 96H94V95H93ZM93 96H92V97H93ZM126 96H127V95H126ZM225 96H226V95H225ZM16 97H18V96H16ZM23 97H25V96H22V98H23ZM57 97H56V98H57ZM62 97H63V96H62ZM62 97L60 96V98H58V99L61 100ZM64 97H65V96H64ZM88 97H87V98H88ZM102 97H103V99H104V96H102ZM106 97H107V95H106ZM128 97H130V96H128ZM162 97H163V95H162ZM226 97H227V96H226ZM248 97H249V96H248ZM19 98H20V95H19ZM22 98H21V99H22ZM26 98H27V100H28V96H27ZM29 98H30V96H29ZM33 98H34V97H33ZM33 98H32V96H31V99H33ZM35 98H36V100H37V96H36ZM44 98H45V97H44ZM44 98L42 99L43 101H44ZM49 98H51V97H49ZM52 98H54V97H52ZM81 98H82V97H81ZM85 98H86V97H85ZM85 98H84V99H85ZM152 98H153V97H152ZM157 98H159V97H157ZM163 98H164V97H163ZM208 98H209V96H208ZM227 98H228V97H227ZM227 98H226V100H227ZM31 99H29V102H30ZM64 99L67 100V101H66V102H67L66 105H65V103H63V102H59V100L56 99V100L60 103V105H61V103H63V105H61L62 107H63V106H64V107H65V106H66V107H67V106H71V107L73 106V107H75L76 104H78L77 101H76L77 99L74 100L71 96H69V97H67V98H64ZM64 99H62V100L64 101ZM93 99H94V98H93ZM97 99H98V98H97ZM101 99H102V98H101ZM117 99H118V98H117ZM121 99H123V98H121ZM121 99H120V100H121ZM130 99H131V97H130ZM153 99H155V98H153ZM153 99H150V100H153ZM169 99H170V98H169ZM190 99H191V97H190ZM194 99H196V98H194ZM194 99L191 100V102H193ZM197 99H198V97H197ZM206 99H207V98H206ZM224 99H225V97H224ZM24 100H25V99H24ZM42 100H41V103H42ZM50 100H51V99H50ZM50 100H48V101L50 102L49 105L52 103ZM52 100L55 102V99H52ZM62 100H61V101H62ZM105 100H107V99H105ZM111 100H112V99H111ZM124 100H126V99L124 98L123 101H124ZM128 100H129V99H128ZM128 100H127V103H128ZM167 100H168V99H167ZM173 100H174V99H173ZM208 100H209V99H208ZM247 100H248V99H247ZM247 100H246V101H247ZM252 100H253V99H252ZM37 101H39V99H38ZM45 101H47V100L45 99ZM57 101H56V102H57ZM80 101H81V100H80ZM101 101H102V100H101ZM129 101H130V100H129ZM171 101H172V100H171ZM189 101H190V100H189ZM195 101H197V100H195ZM223 101H224V100H223ZM239 101H240V100H239ZM241 101H245V99H244V100L242 99ZM16 102H17V101H16ZM25 102H26V100H25ZM29 102H27V103H29ZM35 102H36V101H35ZM56 102H55V103H56ZM78 102H79V100H78ZM147 102H148V101H147ZM162 102H163V101H162ZM226 102H228V100H227ZM229 102H231V101L229 100ZM236 102H238V101H236ZM249 102L251 103V101H249ZM33 103H34V102H31L30 107L33 106V105H32ZM36 103H37V102H36ZM36 103H34V104H35L34 106H38V104H40V102H39L38 104H36ZM80 103H81V102H80ZM92 103H94V102L91 100V97H90V98L87 99V102L85 103V107H86V108H85V107H83V108H85V109L88 108L87 110H89V109H90L89 107L92 106ZM119 103H120V102H119ZM133 103H134V102H133ZM150 103H151V102H150ZM152 103H153V102H152ZM154 103H155V102H154ZM154 103H153V104H154ZM171 103H173V102H171ZM206 103H207V102H206ZM233 103H234V102H233ZM241 103L243 104L244 102H241ZM247 103H248V102H247ZM18 104H19V103H18ZM52 104H53V103H52ZM57 104H58V103H57ZM148 104H149V103H148ZM167 104H168V103H167ZM193 104H194V102H193ZM193 104H192V105H193ZM242 104H241V106H246V105H244V104L242 105ZM19 105H20V104H19ZM55 105H56V104H55ZM74 105H75V106H74ZM103 105H104V104H103ZM129 105H131L130 102H129ZM132 105H134V104H132ZM145 105H146V104H145ZM168 105H169V104H168ZM168 105H167V106H168ZM196 105H197V104H196ZM228 105H229V103H228ZM230 105H231V104H230ZM248 105H249V104H248ZM250 105H251V104H250ZM15 106H16V105H15ZM17 106H18V105H17ZM20 106H21V105H20ZM34 106H33V108H34ZM47 106H48V105H47ZM52 106H54V105H52ZM52 106L50 107V108H51L50 110H52ZM57 106H59V105H56V107H57ZM94 106L97 107L95 104H94ZM118 106H119V105H118ZM125 106H127V105H125ZM125 106H123V107H125ZM134 106H135V105H134ZM151 106H154V105H151ZM207 106H208V104H206L204 107L208 108ZM238 106L241 107V106L239 105V103H238ZM59 107H60V106H59ZM71 107H69L70 110L74 109V108H71ZM78 107H79V106H78ZM102 107H103V106H102ZM105 107H106V106H105ZM136 107H137V109H138V106H136ZM141 107H142V106H141ZM144 107H145V106H144ZM154 107H155V106H154ZM158 107H159V106H158ZM158 107H157V108H158ZM190 107H191V106H190ZM190 107H189V108H190ZM192 107H193V106H192ZM195 107H196V106H195ZM195 107H193V108H195ZM246 107H248V106H246ZM31 108H32V107H31ZM54 108H55V107H54ZM57 108H58V107H57ZM75 108H76V107H75ZM91 108H93V107H91ZM98 108H99V109H98ZM98 108H96V109H97V110H100V107H99V106H98ZM103 108H104V107H103ZM127 108H128V107H127ZM168 108H169V107H168ZM170 108H171V107H170ZM187 108H188V106H187ZM198 108H199V107H198ZM200 108H201V109H200ZM200 108H199V109H200V110H199V109H197V107H196V109L199 110V111H202V109H203V110H204L203 113H205L206 111L209 112V108H208V109H205V108H203V106H201ZM244 108H245V107H244ZM35 109H36V108H35ZM45 109H46V108H45ZM47 109H49V107H48ZM59 109L61 110V107L58 108V110H59ZM64 109H65V108H64ZM81 109H82V108H81ZM93 109L96 110L95 108H93ZM113 109H114V108H113ZM124 109H125V108H124ZM142 109L144 110V108H142ZM142 109H141V110H142ZM159 109H160V108H159ZM182 109H183V108H182ZM23 110H24V111H28V110H30L31 112L29 111V112H26L27 114H24V111H23ZM58 110H57V111H58ZM66 110H68V108H67ZM70 110H69L68 112H70ZM75 110H76V112L78 111L77 109H74V112H73V113H68V114L70 115L69 118H65V116L62 115V118L64 117L65 119H67V123L69 122V124H70L69 127H71V123H72L70 120H72V121L74 122V120H73L71 117H73V115H75V113H76ZM87 110H86V111H87ZM97 110H96V111H97ZM101 110H102V109H101ZM101 110H100V111H101ZM103 110H104V109H103ZM108 110H110V109H108ZM108 110H107V111H108ZM127 110H128V109H127ZM127 110H126V111H127ZM132 110H133V109H132ZM139 110H140V109H139ZM155 110H156V108H155ZM162 110H163V109H162ZM167 110H168V109H167ZM167 110H166V111H167ZM171 110H172V109H171ZM186 110H187V109H186ZM190 110H191V109H190ZM190 110H189V111H190ZM197 110H195L196 113H197ZM205 110H206V111H205ZM47 111H48V110H47ZM47 111H46V112H47ZM52 111H53V110H52ZM52 111H51V113L53 114ZM61 111H62V110H61ZM61 111H60V112H61ZM80 111H82V110H80ZM84 111H85V110H84ZM84 111H82V112L84 113V116H85V113H86V112H84ZM91 111H92V110H91ZM100 111H97V112H100ZM105 111H106V110H105ZM105 111H104V112H105ZM112 111L115 112V109L112 110ZM135 111H136V110H135ZM150 111H152V109H151ZM156 111L158 112V109H157ZM156 111H154L155 113L153 112L154 115L157 114ZM159 111L161 112V110H159ZM164 111H165V109H164ZM164 111H162V113H163ZM168 111H169V110H168ZM173 111L175 112V110H173ZM189 111H187V112H189ZM210 111H211V109H210ZM54 112H56V111H54ZM63 112H64V111H63ZM71 112H72V111H71ZM109 112H111V111H109ZM114 112H113V114H114ZM137 112H138V111H137ZM190 112H194V110H192V111H190ZM260 112H261V111H260ZM29 113L32 114V115H30L31 118L35 120V122H34L35 125H36L35 127L31 125V124H33V123L27 121V119H28L27 115H28ZM51 113L48 112V114H51ZM58 113H59V112H58ZM66 113H67V112H66ZM77 113H78V112H77ZM77 113H76V114H77ZM92 113H93V111H92ZM118 113H119V112H118ZM170 113H171V111H170ZM175 113H176V112H175ZM181 113H182V112H181ZM183 113H184V115H185L186 111L184 112V110H183ZM198 113L201 114V112H198ZM198 113H197V114H198ZM52 114H51V115H52ZM54 114H56V113H54ZM59 114H60V113H59ZM71 114H72V116H71ZM81 114H82V113H81ZM88 114H89V111H88ZM102 114H103V112H102ZM102 114L100 115V113H99L100 117H102ZM108 114H109V113H108ZM108 114L106 113L105 115H107V116H104V117H108ZM115 114H116V113H115ZM134 114L136 115L135 112H134ZM163 114H164V113H163ZM165 114H166V113H165ZM171 114H172V113H171ZM177 114H178V112H177ZM189 114H190V113H189ZM193 114H194V113H192V114H190V115L193 116V118H194V115H193ZM33 115H34V116H33ZM41 115H40V116H41ZM46 115H47V114H46ZM46 115H45V117H46ZM91 115H92V114H91ZM95 115H98V114L95 113ZM95 115H92L93 118H94ZM99 115H98V116H99ZM128 115H130V114H128ZM138 115H140V113H139ZM180 115H181V114H180ZM205 115H206V114H205ZM205 115H204V116H205ZM260 115H261V114H260ZM25 116H26L27 118H26ZM30 116H29V117H30ZM32 116H33V117H32ZM47 116H48V115H47ZM49 116H50V115H49ZM56 116H57V115H56ZM66 116H67V115H66ZM109 116H110V114H109ZM112 116H113V118H114L115 115H112ZM131 116H133V113H131ZM131 116H130V117H131ZM142 116H143V115L141 114V117H142ZM257 116H258V115H257ZM23 117H25L26 119L23 118ZM50 117H52V116H50ZM59 117H60V116H59ZM67 117H68V116H67ZM82 117H83V116H82ZM86 117H87V115H86ZM88 117H89V116H88ZM95 117H96V116H95ZM135 117H137V116H135ZM135 117H134V118H135ZM174 117H175V116H174ZM179 117H180V116H179ZM184 117H185V116H184ZM202 117H203V116H202ZM259 117H260V116H259ZM31 118H30V119H31ZM48 118H49V117H48ZM62 118H60V120H62ZM77 118H78V117H77ZM80 118H81V117H80ZM80 118H79V119H80ZM110 118H111V117H110ZM128 118H129V116H128ZM131 118H132V117H131ZM131 118H130V120H131ZM139 118H140V117H139ZM172 118H173V115H172ZM182 118H183V117H182ZM182 118H181V121H183ZM186 118H187V116H186ZM199 118H200V117H199ZM2 119H1V120H2ZM39 119H41V117H40ZM39 119H38L37 122H40ZM43 119H44V118H43ZM57 119H58V118H57ZM57 119L54 121L55 123H57V121L60 122V121L57 120ZM87 119H88V118H87ZM87 119H86V121H88ZM89 119H90V118H89ZM91 119H92V118H91ZM91 119H90V120H91ZM94 119H95V118H94ZM99 119H100V118H99ZM103 119H104V118H103ZM108 119H109V118H108ZM108 119H107V120H108ZM111 119H112V118H111ZM173 119H174V118H173ZM175 119H176V118H175ZM183 119H184V118H183ZM259 119H260V118H259ZM25 120H26L28 123H30V127L27 126L28 123H26ZM48 120H51V119H48ZM81 120H82V119H81ZM84 120H85V119H84ZM101 120H102V119H101ZM101 120H100V121H101ZM109 120H110V119H109ZM109 120H108V124L110 123V126H111V120H110V121H109ZM116 120H117V119H116ZM116 120H113V121L116 122ZM125 120H127V119H125ZM132 120H133V118H132ZM134 120H136V119H134ZM141 120H142V118L139 119L140 123L137 122L139 125H137L136 123H134V126L137 125V127H138V126L140 127V126L142 125V124H141ZM143 120H144V119H143ZM178 120H179V119H178ZM214 120H215V118H213V121H214ZM261 120H262V119H261ZM62 121H64V119H63ZM62 121H61V122H62ZM94 121H95V120H94ZM94 121H93V119L91 120V122H94ZM102 121H103V120H102ZM104 121H105V120H104ZM171 121H172V120H171ZM41 122L44 123V120L41 121ZM41 122H40V123H41ZM45 122H46V121H45ZM49 122H50V121H49ZM65 122H66V121H65ZM81 122H82V124H83V122H85V121L82 120ZM97 122H99V121H97ZM105 122H106V121H105ZM105 122H103V123H105ZM124 122H125V121H124ZM127 122H128V121H127ZM132 122H133V121H132ZM177 122H180V120L177 121ZM177 122H176V124H177ZM185 122H186V121H185ZM215 122L217 123V121H215ZM262 122H263V121H262ZM262 122H261V123H262ZM55 123H52V124H55ZM67 123H64V125L66 124V125L68 126ZM76 123H77V122H76ZM85 123H86V122H85ZM88 123H89V122H88ZM103 123H102V124H103ZM143 123H144V122H143ZM170 123H172V122H170ZM173 123L175 124V122H173ZM245 123H246V122H245ZM74 124H75V123H74ZM74 124H73V126H74ZM89 124H90V123H89ZM89 124H88V126H89ZM93 124H94V123H93ZM93 124H91V125H93ZM96 124H97V123H96ZM122 124H123V123H122ZM124 124H125V123H124ZM127 124H129V123H127ZM140 124H141V125H140ZM178 124H179V123H178ZM178 124H177L176 126H178ZM180 124H183V122L180 123ZM180 124H179V126H181ZM211 124H212V123H211ZM211 124H210V126L212 127ZM214 124H215V123H214ZM243 124H244V123H243ZM251 124H252V123H251ZM44 125H45V124H44ZM44 125H42V126H43V127L47 126V123H46L45 126H44ZM49 125H50V124H49ZM57 125H59V124H57ZM75 125H76V124H75ZM99 125H100V124H99ZM99 125H96V126H98V129H100ZM103 125H104V126H103V127H104L103 129H105V126H106V125H105V124H103ZM194 125L196 126L195 123H194ZM194 125H193V127L196 129L197 127H195ZM254 125H255V124H254ZM257 125H258V124H257ZM59 126H60V125H59ZM61 126H62V125H61ZM77 126H78V125L74 126V128L76 127V129H78L79 127L77 128ZM79 126H80V125H79ZM100 126H101V125H100ZM112 126H113V125H112ZM126 126H127V125H126ZM168 126L171 127V124H169ZM176 126H175V127H176ZM179 126H178V127H179ZM182 126H185V124H183ZM259 126H260V125H259ZM48 127L51 128V127H53V125H52V126L50 125V126H48ZM54 127H55V126H54ZM69 127H67L66 129H68ZM86 127H87V125H86ZM89 127H90V126H89ZM93 127H94V125H93ZM107 127L109 128V126H107ZM115 127H116V126H115ZM121 127H122V126H121ZM172 127H173V126H172ZM175 127H174V128H175ZM178 127H177V128H178ZM187 127H189V129H191V126L188 125ZM193 127H192V128H193ZM198 127H199V126H198ZM206 127H207V126H205V128H206ZM248 127H249V126H248ZM1 128H2V127H1ZM1 128H0V129H1ZM59 128H61L62 131H65V130H66V129H64L65 127H63V126H62V127H59ZM59 128H56V127H55V129H56V134H57V135L61 134L60 132L57 133V131L60 130ZM82 128H83V126H82ZM108 128H106V130H108ZM116 128H117V127H116ZM122 128H123V127H122ZM125 128H126V127H125ZM130 128H134V127H131V125H130ZM140 128H141V127H140ZM168 128H169V127H168ZM174 128H172V129L174 130ZM177 128H176V130L178 131ZM181 128H182V127H181ZM194 128H193V129H194ZM208 128H209V126H208ZM208 128H207V129H208ZM251 128H252V127H251ZM45 129H46V128H45ZM47 129H48V128H47ZM51 129H52V128H51ZM69 129H70V128H69ZM69 129H68V130H69ZM72 129H73V128H72ZM76 129H75V130H76ZM80 129H81V128H79L78 130H80ZM92 129H96V128H92ZM98 129H96V130H91V129H90V131H97V134L94 133V135H95L96 137H97V135H98V137H99V136H100L99 134L101 133V135H102V134L104 135V136L102 135V137H104V138H109L108 135H107V137H106V134H107L108 131H104V130H103L104 133L106 132V133L104 134V133L101 132V131H99V132H100V133H99V132H98ZM110 129H111V130H116V131L120 134V131H121V130L118 131V130H119V127L117 128L118 130L115 129V128H114V129H113V128H110ZM169 129H170V128H169ZM172 129H170V130H172ZM189 129H187V130H189ZM198 129H199V128H198ZM207 129H206V130H207ZM38 130L42 131L43 134H42L41 132H38ZM75 130H73V131H75ZM81 130H82V129H81ZM101 130H102V129H101ZM124 130H125V129H124ZM124 130H122V131H124ZM156 130H157V129H155V131H156ZM158 130H159V129H158ZM158 130H157V131H158ZM176 130H174L173 132L176 133V132H175ZM199 130H200V129H199ZM202 130H203V129H202ZM208 130H209V129H208ZM66 131H67V130H66ZM69 131H70V130H69ZM83 131H84V130H83ZM86 131H88V130H86ZM90 131H89V132H90ZM130 131H131V129H130ZM137 131H138V130H137ZM197 131H198V130L196 129V132H197ZM200 131H201V130H200ZM200 131H199V132H200ZM211 131H212V130H211ZM215 131H216V130H215ZM217 131H218V130H217ZM217 131H216V132H217ZM256 131H257V130H256ZM2 132H3V131H2ZM37 132H38V133H41L42 136H43L45 139L48 140V141H47V140L45 141V139H44L43 137H41V139H44V142H43V143H47V144H45L44 146L42 145L43 147H45L44 149H42L43 152H44V150H47V151L49 150V152H50L51 154H53V155H51V154L49 153L51 156L48 154L49 157H51V161L53 162V164H51V163H49L48 160H47L48 157L45 158L46 155H45V156L43 155V153H42V151H41V148H40V151H39L38 148H37L36 150H38V152H40V153L44 156L43 159H45V164H42V166H40L41 163H42V161H41V163L38 165L37 157L35 158L36 161H37V165L40 166V167H42V168H40V167H38V166L36 165V166L38 167V169H36V166H33V164H36V163H35L36 161L33 162L35 159H34V160H31V159H33L34 157H32V158L30 159V161L33 162V163H30V161H28L29 159L26 158V157L29 156V155L27 156L28 153L33 152V151L28 152V150H27V149L29 148V146H28V141H29V140H28V139H29L30 136L32 137V135H33V134H36ZM46 132L48 133L47 130H46ZM49 132H50V130H49ZM54 132H55V130H54ZM71 132H72V131H71ZM110 132L113 133L114 131H110ZM110 132L108 133L109 135H110ZM128 132H129V131H128ZM167 132H169V131H167ZM181 132H182V131H181ZM185 132H186V131H185ZM190 132H195V130H194V131L192 130V131H190ZM190 132H189V135L192 134V133H190ZM201 132H203V131H201ZM218 132H219V131H218ZM218 132H217L218 136L221 135L220 132H219V133H218ZM0 133H1V131H0ZM74 133H73V134H74ZM81 133H82V132H81ZM87 133H88V132H87ZM87 133H85V134L88 135V136H91V135H92V134H91L92 132H91V133H88V134H87ZM98 133H99V134H98ZM112 133H111V134H112ZM114 133H115V132H114ZM126 133H127V132H125V134H126ZM134 133H135V132H134ZM159 133H160V132H159ZM159 133H158V134H159ZM178 133H179V131H178ZM187 133H188V132H187ZM205 133H206V132H205ZM256 133H257V132H256ZM1 134H2V133H1ZM3 134H4V133H3ZM7 134H6V135H7ZM52 134H54V133H52ZM70 134H71V133H70ZM70 134H69V135H70ZM73 134H72V135H73ZM79 134H80V132H79ZM89 134H90V135H89ZM115 134H117V133H115ZM115 134H114V137H115ZM127 134H128V133H127ZM127 134H126V135H127ZM131 134H132V132H131ZM152 134H153V133H151L150 135L148 134V135L150 136V138H151V136L154 137V135H152ZM155 134H156V132H155ZM164 134H166V133H164ZM170 134H171V133H170ZM170 134H168V135H170ZM179 134L181 135L182 133H179ZM195 134H196V133H194L193 136H194ZM198 134L200 135V133H198ZM4 135H5V134H4ZM4 135H2V136H4ZM36 135H38V134H36ZM69 135H68V136H69ZM82 135H83V133L80 134V136H82ZM86 135H85V137H86ZM117 135H118V134H117ZM120 135H121V134H120ZM171 135H173V133H172ZM189 135H188V136H189ZM199 135H198V136H199ZM201 135H202V134H201ZM206 135H207V133H206ZM214 135H215V134H214ZM254 135H255V134H254ZM39 136H40V135H39ZM39 136H36V137L38 138ZM50 136H51V135H50ZM111 136H112V135H111ZM121 136H122V135H121ZM128 136H129V135H127L126 137H128ZM183 136H184V135H183ZM188 136H187V137H188ZM190 136H191V135H190ZM204 136H205V135H204ZM218 136H217V138H218ZM256 136H258V135H256ZM31 137H30V141H29V142L32 141V140H31V139H32ZM52 137H53V136H51V138H52ZM57 137H58V136H57ZM82 137H83V136H82ZM82 137H81V138H82ZM91 137L93 138V136H91ZM98 137H97V139H100V137H99V138H98ZM117 137H118V136H116V138H117ZM119 137H120V136H119ZM166 137H167V136H166ZM170 137H171V136H170ZM194 137H195L194 139H197V138L199 139L200 136H199V137L194 136ZM258 137H260V136H258ZM261 137H262V136H261ZM54 138H55V136H54ZM58 138H59V137H58ZM148 138H149V137H148ZM167 138H168V137H167ZM172 138L175 139V135H173ZM177 138H178V135H177L176 139H177ZM182 138H183V137H182ZM185 138H186V137H185ZM185 138H184V140H185ZM215 138H216V137H215ZM221 138L223 139L224 137H221ZM221 138H220V139H221ZM52 139H53V138H52ZM77 139H78V138H77ZM79 139H80V138H79ZM95 139H96V138H95ZM95 139H94V144L97 142ZM101 139H102V138H101ZM120 139H121V138H120ZM125 139H126V138H125ZM127 139H130V138H127ZM152 139H153V138H152ZM179 139L181 140V137H179L178 140H179ZM194 139L192 138V141H193ZM0 140H1V139H0ZM73 140H74V141H73ZM80 140H81V139H80ZM82 140L84 141V137L82 138ZM85 140H86V141H87V140L90 141V138H88V139L86 138ZM91 140H92V139H91ZM107 140L111 141L110 138L107 139ZM112 140H113V138H112ZM115 140H116V142H117V141H118V142H121L118 138L115 139ZM123 140H124V139H123ZM153 140H154V139H153ZM164 140H165V139H164ZM168 140H169V138H168ZM180 140H179V142H180ZM182 140H183V139H182ZM190 140H191V137H190ZM34 141H37V139H36V140L34 139ZM39 141H43V140H40V138H39ZM39 141H38V142H39ZM52 141H53V140H52ZM76 141H77V140H76ZM83 141H82V142L80 141V143H83V144L86 145V147H87V145H89V144H87V143H85V142H83ZM104 141H105V140H104ZM125 141H126V140H125ZM125 141H124V142H121V144H122V143L124 144ZM147 141H148V140H147ZM174 141H175V140H174ZM176 141H177V140H176ZM176 141H175V142H176ZM192 141H191V143H192ZM219 141H220V140H219ZM221 141H222V143H224V142H223L224 140H221ZM221 141H220V142H221ZM1 142H3V140H2ZM4 142H3V143H4ZM72 142H74V143H73V145L75 146L74 148H73V145L71 146V143H72ZM116 142H115V143H116ZM148 142H149V141H148ZM164 142H165V141H164ZM170 142H171V140H170ZM177 142H178V141H177ZM179 142H178V143H179ZM184 142H185V141H184ZM184 142H183V144H184ZM186 142H187V141H186ZM220 142H219V144H220ZM34 143H35V142H34ZM39 143H41V142H39ZM39 143H38V144H39ZM43 143H42V144H43ZM76 143H77V142H76ZM78 143H79V142H78ZM80 143H79V144H80ZM101 143H103V142H101ZM107 143H108V142H107ZM107 143H105V144H107ZM113 143H114V142H112L111 147L113 146V147H114V150H115V146L113 145ZM126 143H127V141H126ZM166 143H167V142H166ZM172 143H173V140H172ZM178 143H176V144H178ZM181 143H182V142H181ZM181 143H179V145H183V144H181ZM29 144H31V143H29ZM32 144H33V143H32ZM38 144H36V146H37V147H39V146L41 147V145L38 146ZM53 144H54V143L52 142V145H53ZM83 144H82V145H83ZM94 144H93V145H94ZM99 144H100V143H99ZM110 144H111V143H110ZM110 144L108 143V145H110ZM144 144H145V143H144ZM146 144H147V142H146ZM146 144H145V145H146ZM169 144H170V143H169ZM188 144H189V143H188ZM188 144L186 143V144H184V145L186 146V145H188ZM2 145H3V144H2ZM50 145H51V144H49V146H50ZM93 145H91V146H93ZM95 145H96V148H97V145H98V144H95ZM101 145H103V144H101ZM118 145H119V144H118ZM163 145H165V144H163ZM220 145H221V144H220ZM220 145H219V146H220ZM4 146H5V144H4ZM31 146H32V150L35 151V148L33 149V145H31ZM36 146H34V147H36ZM91 146H89V147L91 148ZM98 146H99V145H98ZM119 146H120V145H119ZM121 146L123 147L124 145H121ZM142 146L144 147V145H142ZM149 146L151 147L150 144H149ZM174 146H175V144H174ZM189 146H190V145H189ZM222 146H224V144H223ZM70 147L72 148L71 150H70ZM78 147H79V146H78ZM80 147H81V144H80ZM80 147H79V149H78V150H79V151H78V155H81V156L83 157V156H85V155H82V154L84 153V152L82 151L84 148H83V146H82L83 149H82L81 151H82L83 153L81 152V154H80V153H79V152H80V149H81ZM86 147H85V148H86ZM89 147H88V148H89ZM116 147H118V146H116ZM125 147H126V146H125ZM127 147H128V146H127ZM143 147H142V148H143ZM145 147H146V146H145ZM145 147H144V148H145ZM150 147H149V149H147V150H150ZM164 147H165V146H164ZM172 147H173V144H172L171 148H172ZM187 147H188V146H187ZM187 147H186V148H187ZM3 148H5V147H3ZM30 148H31V147H30ZM88 148H86V150H87ZM100 148H101V146H100ZM102 148H103V147H102ZM107 148H109V147L106 146V148H104V149H107ZM119 148H120V147H119ZM130 148H131V147H130ZM130 148H128V149H130ZM167 148H168V147H167ZM175 148H176V147H175ZM175 148H174V149H175ZM179 148H180V149H182V148L185 149L184 146H182V147L180 146ZM179 148H178V149H179ZM214 148H215L214 150L217 149L216 147H214ZM218 148H219V147H218ZM220 148H221V147H220ZM220 148H219V149H220ZM74 149H75V150H74ZM92 149H94V146H93ZM98 149H99V148H98ZM104 149H101V150H102V151H101L102 153H103ZM123 149L125 150V148H123ZM128 149H126V150L129 151ZM152 149H153V148H152ZM176 149H177V148H176ZM178 149H177V150H178ZM180 149H179V150H180ZM219 149H218V150H219ZM4 150H5V149H4ZM6 150H7V149H6ZM26 150H27V152H28L27 154H26ZM54 150H52V151H54ZM72 150H73V151H72ZM95 150H96V149H95ZM95 150H93V151L95 152ZM111 150H112V149H111ZM114 150H113V151H114ZM130 150H132V149H130ZM138 150L140 151L141 149H140V148H139V149L137 148L136 152H138ZM153 150H154V149H153ZM179 150H178L179 154L177 153V159H178V155L180 156V151L182 152V150H180V151H179ZM220 150H221V149H220ZM222 150H223V148H222ZM7 151H8V150H7ZM87 151H88V150H87ZM87 151H86V152H87ZM98 151H99V150H98ZM109 151H110V150H109ZM116 151H117V150H116ZM119 151H120L121 153L123 152V151L120 150V149H119ZM143 151H145V152H144L145 154H146V152H147V154H148V152H149V151H146L145 149H144ZM143 151H142V152H143ZM216 151H217V150H216ZM216 151H213V152H216ZM88 152H89L90 154H93V153H92V150H91V151L89 150ZM106 152H107V151H106ZM106 152L104 153L105 155L102 154V158H104V156L109 157V156H108V155H109V152H108V155H106ZM120 152H119V153H120ZM124 152H125V151H124ZM132 152H133V151H132ZM142 152H141V153H142ZM150 152H154V151L151 150ZM150 152H149V153H150ZM218 152H219V151H218ZM221 152H222V151H221ZM0 153H1V155H0L1 157H3V153L5 154V152H3V153L0 152ZM40 153H39V154H40ZM44 153H45V152H44ZM89 153H88V154H89ZM95 153H97V152H95ZM99 153H100V152H99ZM99 153H98V155H99ZM110 153H111V152H110ZM119 153L117 152L116 154H119ZM121 153H120V154H121ZM129 153L131 154V152H129ZM129 153L126 152V153H124V154L129 155ZM139 153H140V152H139ZM139 153H138V154H139ZM154 153H155V152H154ZM222 153H223V152H222ZM9 154H10V152L8 153V156H10ZM36 154H37V152L35 153V156H36ZM46 154H47V152H46ZM58 154H57V155H58ZM85 154H87V153H85ZM114 154H115V152L113 153V157H114ZM132 154H133V153H132ZM132 154H131V155H132ZM138 154H137V155H138ZM142 154H143V153H142ZM142 154H141V155H142ZM145 154H144V155H145ZM147 154H146V155H147ZM182 154H184V153L182 152ZM220 154H221V153H220ZM223 154H224V153H223ZM37 155H38V154H37ZM48 155H47V156H48ZM78 155H77V156H78ZM100 155H101V154H100ZM110 155H111V154H110ZM122 155H123V153H122ZM127 155H125L126 158L130 157V156H127ZM133 155H136V153L133 154ZM133 155H132L133 158H132V157H131V158L134 160V157H135V156H133ZM137 155H136V156H137ZM150 155L152 156V153H151ZM154 155H155V154H154ZM165 155L167 156V154H165ZM165 155L162 156V157H164V158H163V161H164V159L166 158ZM174 155H175V154H174ZM184 155H185V154H184ZM5 156H6V158H7V155H5ZM14 156H16V155H14ZM81 156L79 157V159L81 158ZM115 156H116V155H115ZM125 156H124V158H125ZM148 156H149V155H148ZM182 156H183V155L180 156V159H179V160H181L182 163H185V162H183V160L187 158V155H185L186 158H183ZM1 157H0V158H1ZM21 157H22V160H21ZM29 157H30V156H29ZM39 157H40V156H39ZM41 157H42V156H41ZM88 157H89V155H88ZM91 157L93 158L94 156H91ZM100 157H101V156H99L98 158H99V159H102V158H100ZM106 157H105V158H106ZM122 157H123V156H122ZM122 157H121V159L123 160ZM139 157H141L140 154H139ZM146 157H147V156H146ZM149 157H150V156H149ZM149 157H148V158H149ZM153 157H154V156H153ZM155 157H156V156H155ZM155 157H154V158H155ZM181 157H182V159H181ZM19 158H20V162H19ZM74 158H76L77 160L74 159ZM85 158H86V157H85ZM89 158H90V157H89ZM98 158H97V160H99ZM110 158H112V155H111ZM114 158H116V157H114ZM118 158H119V157H118ZM131 158H130V159H131ZM144 158H145V156H144ZM167 158L170 159V158H172V157L170 156V157H167ZM188 158H189V157H188ZM7 159H9V157H8ZM112 159H113V158H112ZM132 159H131V160H132ZM149 159H150V158H149ZM149 159L146 158V160H148V161H149ZM151 159H152V158H151ZM159 159H160V157H159ZM174 159H175V158H174ZM174 159H173V160H174ZM10 160H9V161H10ZM25 160L28 161V163L31 164V165H30V164H28V165L34 167V169H33V167L31 168L32 170L36 171V170H40V169H41L39 173H36V175H33V176L36 177V180H35V179H34V180H35L36 182H37V180H38V181L42 184V187H41L42 189L39 190L40 187L38 188V190H39L38 192H39V194H41V195H38V194H37L39 197L33 195V193H34L33 191H34V190L31 189L32 187H35V186H32V183H33V182L31 183V182L29 181V182H30V185H29V184H26V183H28V181H27V182H24L25 180H28V179H29V178L25 179V173H24L25 169L20 168L21 166H23V168L26 167V164H25V166H24V164L22 165L23 162L26 163ZM74 160H76V161H74ZM80 160H82V159H80ZM84 160H85V159L83 158V161H84ZM87 160H88V159H87ZM93 160H95V159H93ZM110 160H111V159H109L107 163H109ZM118 160H119V159H118ZM118 160H117V161H118ZM127 160H129V158H128ZM127 160L125 159V161H127ZM137 160H138V158H137ZM137 160H136V162H137ZM146 160H145V161H146ZM154 160H155V159H154ZM165 160H167V159H165ZM179 160L173 161V162H174L173 165H176V166H174V167H175V170H176V167H178V165H182V166H184L183 164H181V163L178 162ZM0 161H2V160L0 159ZM5 161H6V159H5V160L3 159V162H4V163H7V162H5ZM7 161H8V160H7ZM46 161H47L49 164H47ZM99 161H100V160H99ZM99 161H97V163H98ZM103 161H104V160H101V163H103ZM106 161H107V160H106ZM114 161H115V160H114ZM114 161H111V162H110V165H108V166H111V163L114 162ZM119 161H120V160H119ZM119 161H118V163H120ZM134 161H135V160H134ZM148 161H146V162L143 161V162L145 163V166H146V163H147ZM152 161H153V160H152ZM157 161H158V159H157L156 161H153V162H151V160H150L148 166H149L150 164H151L152 166H154V162H156V163H155V165H156V164L158 163ZM159 161H160V160H159ZM171 161H172V160L170 159L169 162L172 164L173 162H171ZM185 161L187 162V160H185ZM189 161H191V160L189 159ZM3 162H2V163H3ZM39 162H40V160H39ZM84 162H86V161H84ZM88 162H89V161H88ZM95 162H96V160H95ZM121 162H122V161H121ZM130 162H132V161H130ZM130 162H128V163H130ZM140 162H141V159H140ZM161 162H162V160H161ZM166 162H167V166H166V167H168V164H170V163L168 162V160L165 161V162H163V163H166ZM177 162H178V164H177ZM0 163H1V162H0ZM43 163H44V161H43ZM81 163H83V162H81ZM90 163H94V162L91 161ZM114 163H116V162H114ZM114 163H112V164H114ZM122 163H125V162H122ZM133 163H135V162H133ZM152 163H153V164H152ZM187 163H189L188 165L191 166V165H190V162H187ZM79 164H80V163H79ZM95 164H96V163H95ZM95 164H94V165H95ZM130 164H131L132 167H134L132 163H130ZM0 165H1V164H0ZM4 165H5V164H4ZM19 165H21V166L19 167ZM28 165H27V166H28ZM76 165H77V164L75 163L74 166H76ZM80 165H81V164H80ZM80 165H79V167L77 166L78 169H76V171H78V172H79V170H80V171L82 170V165H81V166H80ZM90 165H91V164H90ZM101 165H102V164H101ZM101 165H100V166H101ZM103 165H104V163H103ZM105 165H106V164H105ZM105 165H104V166H105ZM116 165H117V163H116ZM123 165H124V168H125V165H127V164H123ZM135 165H136V168H139L140 170H141V169L144 170V172H145V174H146V176H147V172H149V171L146 172V169H147V170H150V169L148 168V166H146V167H145L146 169H144L143 167H142V168H141V167H137V166H139V165L143 166V164H141V163H140V164L137 163V164H135ZM151 165H150L149 167H151ZM165 165H166V164H164V166H165ZM173 165H172V167H173ZM208 165H210L209 167L212 166L211 164H207V165H206V168H208ZM242 165H243V164H241V166H242ZM5 166H7V165H5ZM83 166H84V163H83ZM95 166H97V164H96ZM106 166H107V165H106ZM114 166H115V164L112 165V167H114ZM162 166H163V165H162ZM164 166H163V168H164ZM182 166H179V167L183 168ZM185 166H186V163H185ZM185 166H184V168L187 169V167H185ZM246 166H250V164H247ZM11 167H9V168H11ZM66 167H68V166H66ZM97 167H99V166H97ZM101 167H102V166H101ZM118 167H119V166H118ZM127 167H130V166H127ZM132 167H130V169H129V168H126V169H127V170H126L127 173H129V170H130V171H131V170L135 171V168L133 169ZM157 167H160V168H158V169L156 170V169H155V166L152 167V168H154L153 171L156 170V171H155L156 174H154V172H153L152 174H154L155 176H157V174H158L157 177H160V178H161L162 175L159 176V174H161V173L163 172V171H161V170H164V169H163L160 165H158V164H157L156 168H157ZM166 167H165V170L167 169ZM170 167H171V166H170ZM204 167H205V166L203 165L202 168H201V172H204V174H205L206 171H207V173H208V172H209L210 170H212V168H214L215 166L211 167V169L208 168V169H210V170L205 169L206 171H205V170H202V169H204ZM250 167H251V166H250ZM39 168H40V169H39ZM69 168H70V167H69ZM74 168H76V167H74ZM74 168L72 169L73 171H74ZM105 168H106V167H105ZM119 168H120V167H119ZM121 168H122V166H121ZM121 168H120V169H121ZM152 168H151V170H152ZM230 168H232V166H231ZM230 168H229V170H230ZM233 168H234V167H233ZM233 168H232V169H233ZM239 168H241V167H239ZM244 168H245V167H244ZM251 168H252V167H251ZM35 169H36V170H35ZM115 169H116V168H115ZM159 169H160V170H159ZM215 169L217 170V172H223V171H222L223 169H221V171H218L219 168H216V167H215ZM241 169H242V168H241ZM245 169H246V168H245ZM249 169H250V168H249ZM23 170H24V171H23ZM32 170H30V171H32ZM56 170H57V171H56ZM60 170H62V169H60ZM72 170H71V172H72ZM84 170H85V168H83V172H84ZM123 170H124V169H122L121 172H124V171H125V170H124V171H123ZM142 170H141V171H142ZM151 170H150V174H151ZM172 170H173V169H172ZM177 170H178V168H177ZM177 170H176V172H177ZM216 170H215V171H216ZM238 170H239V169H238ZM238 170H235V171H237L235 174H238ZM243 170H244V169H243ZM13 171H12V173H13ZM27 171H28V170H27ZM27 171H26V172H27ZM30 171H28V172L30 173ZM63 171H64V170H63ZM68 171H70V170H68ZM118 171H120V170L118 169ZM136 171H137V170H136ZM136 171H135V172H136ZM141 171H140V172H141ZM159 171H160L161 173H160ZM168 171H169V174H170L169 167H168ZM168 171L166 170V174H168V173H167ZM178 171H179V170H178ZM181 171L183 172V170H180V173H181ZM184 171H185V169H184ZM215 171H214V169H213L212 172L210 171L211 174H210V173H208V174H210L211 177L213 176L212 178H215V177H214V172H215ZM244 171H245V170H244ZM246 171H247V170H246ZM61 172H62V171H60V173H61ZM65 172L67 173V171H65ZM74 172H75V171H74ZM83 172H82V173H83ZM131 172H132V171H131ZM140 172H139V174H140ZM157 172H158V173H157ZM164 172H165V171H164ZM176 172H175V176H179V175H177ZM217 172H215V173H217ZM242 172H243V171L241 170V173H242ZM32 173H33V172H32ZM32 173H31V175H32ZM63 173H64V172H63ZM63 173H61V175H63ZM79 173L81 174V172H79ZM79 173H78V175H80ZM84 173H85V172H84ZM84 173H83V174H84ZM124 173H125V172H124ZM137 173H138V172H137ZM137 173H136V174H137ZM173 173H174V172H172V174H173ZM199 173H200V172H199ZM207 173H206V174H207ZM239 173H240V172H239ZM247 173H248V172H247ZM26 174H27V173H26ZM33 174H34V173H33ZM72 174L75 175V174H77V173H76V172H75V173L72 172ZM85 174H86V173H85ZM136 174H135V177H136ZM139 174H137V175H139ZM141 174H144V173L141 172ZM141 174H140V175H141ZM150 174H148V175H150ZM152 174H151V175H152ZM166 174H165V176H163L161 179H163L164 177H166ZM169 174H168V175H169ZM178 174H179V173H178ZM181 174H182V173H181ZM200 174H201V173H200ZM204 174H202V175H204ZM206 174H205V175H206ZM208 174H207V175H208ZM212 174H213V175H212ZM220 174L222 175V173H220ZM242 174L245 175L244 172H243ZM0 175H2V174H0ZM31 175L29 174V176H31ZM46 175L44 174V176H46ZM81 175H82V174H81ZM124 175H125V174H124ZM163 175H164V173H163ZM218 175H219V174L217 173V174H216V177H217ZM221 175H219V177H220ZM239 175H241V174H239ZM4 176H3V177H4ZM26 176H27V175H26ZM44 176H43V177H44ZM51 176H52V175H51ZM70 176H71V175H70ZM126 176H128V175H126ZM152 176H153V175H152ZM152 176H150V177L152 178ZM155 176H154V177H155ZM169 176H171V177H170V178H171V181H170L169 183H172V181L174 182V180H173L174 178L172 179V175H169ZM35 177H33V178H35ZM41 177H42V176H41ZM75 177H77V176H75ZM79 177H80V176H79ZM85 177H86V176H85ZM85 177H82V178H84V180H85V179L87 180V178H85ZM129 177H130V178H133V176H131V173H129ZM137 177H138V176H137ZM137 177H136V179L134 178L135 181L137 180ZM143 177H145V176L143 175ZM143 177H140V176H139V178H142V180L140 179V181H142V182L139 183V184H142V183H143L142 186H141V188H142V189L145 188L144 190H146L147 188H146V187H143V186H144V183H145L144 180H143ZM150 177L148 176L149 179H151ZM173 177H174V176H173ZM245 177H246V176H245ZM0 178H1V177H0ZM30 178H32V177H30ZM44 178L47 179V177H44ZM61 178H62V179H61ZM80 178H81V177H80ZM80 178H79V179H80ZM145 178H146V177H145ZM160 178H158V181H156L157 179H155V178H154L155 180H154L153 178L151 179V181L154 180L155 182H158V184L154 183V181H153V182H150V180L147 179L146 182H150V183H146V184H147V187H148V188L150 187L148 184L154 183V184H156L157 186L160 184L161 187H162V189H167V187H168V188L171 187V188H173V191H175V192H176L175 189L178 190L179 185H178L177 183L180 182L178 178L176 179V177H175V179H176L178 182H177V181H176V183L174 182L175 184L172 183L173 185H175L176 188H174L173 185H172L173 187H172V186H169L168 183H167V185H166L165 183L168 181V179H166V178H165L166 180L163 179L164 181H166V182H162V183H164V184L160 183V182H159V180H161ZM167 178H168V177H167ZM179 178H182V177H179ZM204 178H205V176H204ZM207 178L210 179V180H212V179L210 178V176H208ZM238 178H239V177H238ZM15 179H16L17 181L19 180L18 182L20 183V184H19L20 187H19V191H18V192H16L15 190H13V189L11 188V186H10V185H11L10 183H11L12 181H14ZM41 179H42V178H41ZM52 179H53V180H52ZM79 179H78V180H79ZM88 179H89V178H88ZM127 179H128V177H127ZM239 179H240V178H239ZM239 179H238V180H239ZM243 179H244V176H243ZM243 179H242V180H243ZM1 180H2V179H0V181H1ZM30 180H31V179H30ZM64 180H65V179H64ZM138 180H139V179H138ZM138 180H137V181H138ZM163 180H162V181H163ZM242 180H241L240 182H242ZM245 180H246V179H245ZM245 180H244V182H245ZM31 181H32V180H31ZM35 181H34V183H35ZM82 181H83V179H82ZM129 181H131V183H133V185H134V182L132 181V179H130ZM214 181H215V179H214ZM246 181H247V180H246ZM1 182H2V181H1ZM83 182H86V183H87V181H83ZM15 183H17V182L15 181ZM40 183H38V184H40ZM72 183H74V182H72ZM75 183H78V185H80V186H81V184H82V185L84 184V183H82V182H80V184H79V182H75ZM0 184H2V183H0ZM41 184H40V185H41ZM43 184H44V185H43ZM87 184H88V183H87ZM139 184H136V183H135V185H137V186H138ZM146 184H145V185H146ZM176 184H177V185H176ZM181 184H183V183H181ZM181 184H180V185H181ZM218 184H219V183H218ZM218 184H213V185L215 186V185H218ZM245 184H246V182H245ZM15 185H16V184H15ZM33 185H34V184H33ZM35 185H36V183H35ZM47 185L44 186V187L47 188ZM51 185H52V183H50V185H48V187H50ZM56 185H58L57 182H56ZM73 185H74V184H73ZM152 185H153V184H151V186H152ZM160 185H159V186H160ZM162 185H164V187H163ZM165 185H166V187H165ZM219 185H221V188H222L223 183H222V184H219ZM31 186H32V187H31ZM75 186H76V187H73V189H74V188L78 189V186H77L76 184H75ZM86 186H87V185H86ZM137 186H136V187H137ZM139 186H140V185H139ZM157 186H156V187H157ZM184 186H185V188H182V187H184ZM242 186H245V185H242ZM153 187H155V185L152 186V187H150V189L153 188ZM182 187H181L182 189H186V190H185V193H184V191H183L181 188H179V192H180V189H181V191H183V192L181 193V194H183V196H184V194H185V195L187 194V196L192 195L191 193H195L194 191H196V192H198V190L201 191L200 189H198V187H195L194 185H193V187H195V188L198 189V190H196L195 188H193L192 185H191V187L188 186V188H186L187 185H184V184H183ZM212 187H213V186H212ZM218 187H219V189H220V186H217V188H218ZM237 187H238V186H237ZM13 188H15V187H13ZM16 188H17V186H16ZM35 188H36V187H35ZM35 188H34V189H35ZM81 188H82V187H81ZM84 188H85V186H84L82 189H84ZM141 188H139V190H142ZM157 188H159V187H157ZM171 188L167 189V191H169ZM213 188H214V187H213ZM215 188H216V187H215ZM215 188H214V189H215ZM217 188H216V189H217ZM29 189L31 190L30 192H33L32 194H29V196L33 195V196L35 197V199H34V198L29 199V197L27 196V191H28ZM47 189H48V188H47ZM47 189H46V190H47ZM49 189H50V188H49ZM71 189H72V188H71ZM76 189H75V191H77ZM150 189H149V190H150ZM188 189H189V191L191 192V193H189V195H188V193H187V190H188ZM190 189H191V190L194 189V190L191 191ZM216 189H215V191H214L213 189H211V192H212V190H213L215 193H217L218 191H220L219 189H218V190H216ZM17 190H18V189H17ZM32 190H33V191H32ZM151 190H152V189H151ZM151 190H150V191H151ZM155 190H156V188H153V191H154V192H156ZM159 190H160V189H159ZM8 191H9V193H8ZM35 191H37V190H35ZM43 191H44V190H43ZM51 191H52V192H51ZM68 191H69L70 193H73V192H74L75 194L71 195V197H66V199H62V200H64L63 202H65V203L63 204V203L61 202V203L63 204V205H61V206L65 209V210H63V212L65 211V213L62 214V212H61V214H62L61 217H62V218L59 219L58 224H54V220L56 219V217L58 216V212H60V209L62 208V207L59 206L60 209H57L58 205H57V204H54V203H55V202L57 203V200H56V199H57L59 196L62 197L61 195H63L64 193H66V194L68 195V193H67ZM71 191H73V192H71ZM161 191H164V190H161ZM171 191H172V189H171ZM202 191H203V190H202ZM202 191H201V192H202ZM216 191H217V192H216ZM222 191H223V190H222ZM227 191H228V190H227ZM151 192H152V191H151ZM201 192H199V193L202 194ZM211 192H210V191L208 192L209 195H211V194H210ZM214 192H212V194H213ZM220 192H221V191H220ZM220 192H219V193H220ZM225 192H226V190H224V193H223V192H222V193H223V194H228V192H230V191H228V192H226V193H225ZM231 192H232V191H231ZM28 193H29V192H28ZM70 193H69V194H70ZM112 193H113V192H112ZM158 193H160V192H158ZM173 193H174V192H173ZM173 193H172V194H173ZM176 193L179 194L178 191H177ZM199 193H198V196H199V197H197V198H202V196L200 197ZM206 193H207V191H206ZM215 193H214V194H215ZM219 193H218V194H219ZM8 194H9L10 196H9ZM115 194H116V192H115ZM115 194H112V196L115 195ZM195 194H197V193H195ZM203 194H204V195H203ZM203 194H202V195H203V198H202V199L205 198L204 200H207L206 197H204V196L206 195L205 192H204ZM35 195H36V193H35ZM67 195H64V196H67ZM83 195H84V193H83ZM179 195H180V194H179ZM209 195L207 194V197H208ZM220 195H221V194H220ZM220 195H215V196H216V198H217V197L220 196ZM231 195H232V194H231ZM7 196H8L9 198H8ZM86 196H87V195H85V197H86ZM112 196H111V198H114V199L117 197V195H116V197H115V196L112 197ZM180 196H181V195H180ZM187 196H185V200H186V197H187ZM192 196H196V195H192ZM215 196H213V197L215 198ZM222 196H223V195H222ZM222 196H221V197H222ZM226 196H228V195H226ZM37 197H38V198H37ZM60 197H59V198H60ZM82 197H84V196H82ZM85 197H84V199H87V198H88V197H87V198H85ZM181 197H182V196H181ZM229 197H230V195H229ZM20 198H22V197H20ZM46 198H47V199H46ZM55 198H56V199H55ZM62 198H63V197H62ZM189 198H191V197H189ZM189 198H188V199H189ZM192 198H193V197H192ZM192 198L189 199V200H192V201L194 202V199H192ZM209 198H210V197H208V199H209ZM224 198H225V197H223V198H221V199L224 200ZM33 199H34V200H33ZM54 199H55V201H54ZM78 199H79L80 201H79ZM114 199H113V200H114ZM182 199H183V201H184V198H182ZM195 199H196V198H195ZM62 200H61V201H62ZM109 200H110V199H109ZM113 200H112V202H110V203H111L110 206L114 207L115 210H116L115 212L118 213V214H117V215L119 216V220H118V221H122V219H124L123 221H125L126 219H128V217H130L132 214H130L131 212H130L129 214H126L124 211H125V209L128 210L127 207H128V208H129V207L132 208L133 206H131V205H130V206L127 205V203H129V202H127V203H126L127 207H126L125 209L121 210V212H119V211H120L119 208H120V209H122V208H121V207H118L116 204L119 203V205H120L121 202H122L123 200H122L121 202L119 201L118 203H117V202L115 203V201H113ZM119 200H120V199H119ZM189 200H186V201H189ZM225 200H227V199L225 198ZM16 201H17V203H16ZM49 201H50V202H49ZM51 201H53L54 203H51ZM110 201H111V200H110ZM171 201H172V200H171ZM181 201H182V200H181ZM186 201H185L184 203L181 202L180 205H181V206H182V204L184 205V204L186 203ZM192 201H190V202H192ZM195 201H196V200H195ZM78 202H79V203H78ZM89 202H90V201L88 200L87 203L90 205L91 202H90V203H89ZM167 202H170V200L167 201ZM167 202H163V203H165L166 205H168L169 203H167ZM190 202H189V203H190ZM10 203H11V204H10ZM61 203H59V204H61ZM77 203H78V204H77ZM82 203H83L84 205L87 204V203H85V202H82ZM170 203H171V202H170ZM172 203H173V201H172ZM172 203L170 204V205H172V206H171V209L169 210L170 212L167 210V211L170 213L169 215H172V214H178L177 216L181 217L180 220H182V219H183V218H182L183 216H182V215L180 216L179 213L181 214V210L183 211V208H184V207H183L180 211H177L178 213L176 212V210H175L176 213H172V212H174V210L171 211L172 209H176L177 207H180V205H178V203H180V202H178V203L176 204L177 206L174 205V204H175V201H174L173 204H172ZM104 204H105V203H104ZM160 204H161V203H160ZM165 204H164V205H165ZM190 204H191V203H190ZM29 205H30V206H29ZM34 205H32L33 208H35ZM37 205H38V204H37ZM40 205H38V206H40ZM102 205H103V204H102ZM126 205H125V206H126ZM161 205H163V204H161ZM173 205L176 206V208H174ZM186 205H189V204L186 203ZM186 205H185V206H186ZM191 205H192V204H191ZM191 205H189V206H191ZM1 206H0V207H1ZM32 206H31V208H32ZM35 206H36V205H35ZM38 206H37V207H38ZM78 206H79V207H80V206L83 207V205H78ZM85 206L88 207V205H85ZM104 206H105V205H104ZM120 206H121V205H120ZM122 206H123V205H122ZM125 206H124V207H125ZM156 206H157V205H156ZM158 206H159V205H158ZM89 207H90V206H89ZM117 207H118V208H117ZM159 207H160V206H159ZM159 207H158V208H159ZM166 207H168V206H165V208L162 207V210H161L159 213L157 212V215H156V216H152L153 218L150 216V215H151V214H150L149 216H150L151 218H150V217H149V218L147 217V218L151 221L150 223H148L149 221H148V222L146 221V222H147V223L145 222L146 224L144 223V219H142V218H144L145 215H142L143 213L139 216V218L142 217L141 219H139V218H137V219L133 218V219H131V222H132L134 219L136 220V222L134 221L133 223H131V222H129V223H131L132 226L136 227V228L139 229V230L141 229V227L144 226V229H145V228H146V229H145V231H144V230H142V231L145 232V235L149 236V235H151L154 231H156L157 229H159V230L161 229V228L159 227V225H157V223H158L159 220H160V223H161V219H162L164 216H166V215H165L166 212L163 210V209L166 210ZM63 208H62V209H63ZM71 208H72V207H71ZM77 208H78V207H77ZM80 208H81V207H80ZM155 208H156V207H155ZM169 208H170V206H169L167 209H169ZM188 208H190V207H188ZM188 208L185 207V210L187 211ZM204 208H205V207H204ZM206 208H207V207H206ZM206 208H205V209H206ZM35 209H36V208H35ZM35 209H34V211L37 212V211H36L37 209H36V210H35ZM117 209H118L119 211H117ZM133 209H134V208H133ZM133 209H131L132 212H133ZM201 209H202V207H200V211H202ZM16 210H17V209H16ZM177 210H179V209H177ZM185 210H184V212H185ZM189 210H190V209H189ZM192 210H193V209H192ZM192 210L188 211L187 213L190 212V214H191V211H192ZM198 210H199V209H198ZM198 210H196V211H198ZM203 210H204V209H203ZM8 211H10V208H8ZM11 211H12V210H11ZM61 211H62V210H61ZM129 211H130V209H129L127 212H129ZM140 211H141V210H140ZM143 211H144V210H143ZM204 211L206 212V211H208V210L206 209V210H204ZM204 211H203L202 213H204ZM14 212H15V211H14ZM35 212H34V213H35ZM154 212H155V211H154ZM168 212H167V213H168ZM136 213H137V212H136ZM200 213H201V212H200ZM207 213H208V212H207ZM11 214H12V215H11ZM11 214H9V215H10L11 219H13V217H12V216H13V212H11ZM18 214H19V213H18ZM18 214H17V215H18ZM36 214H37V213H36ZM119 214H120V215H119ZM152 214H156V213H152ZM185 214H186V212H185ZM190 214H188V215L186 214V216L188 217ZM205 214H206V213H205ZM169 215H167V217H168ZM183 215H184V214H183ZM193 215H194V213H193ZM177 216H176V217H177ZM190 216L194 218V216H192V214H191ZM190 216H189V218H190ZM202 216H204V215L202 214ZM8 217H9V216H8ZM8 217H7V219H8ZM18 217H19V216H18ZM35 217H37V215H35ZM74 217H76V216H74ZM136 217H137V216H136ZM169 217H173V218H174V215L169 216ZM169 217H168L167 219H169ZM179 217H177V218L179 219ZM187 217H185V219H186ZM32 218H31L30 221H32ZM189 218H187L186 220H188ZM203 218H204V217H203ZM46 219H48V221H46ZM90 219H91V218H90ZM145 219H146V218H145ZM171 219H172V218H171ZM185 219H184V220H185ZM196 219H197V218H196ZM200 219H201V218H200ZM205 219H206V218H205ZM38 220H36V221H38ZM61 220H62V221H61ZM141 220H143V222H141ZM146 220H147V219H146ZM184 220H182V221H184ZM189 220H190V219H189ZM17 221H18V220H17ZM57 221H58V219H56V222H57ZM193 221H194V220H193ZM195 221H198V220H195ZM4 222H5V221H4ZM6 222H7V220H6ZM8 222H9V220H8ZM11 222H12V221H11ZM11 222H9V223H11ZM45 222H43L42 224H45V226H46L47 224H46ZM76 222H77V221H76ZM81 222H82V221H81ZM162 222L165 223V220H164V221L162 220ZM167 222H168V223H166L167 225H168V224L171 225L170 223H171L172 221L170 222V221L168 220ZM169 222H170V223H169ZM179 222H180V221H179ZM12 223H14V220H13ZM15 223H16V220H15ZM19 223H20V221H19ZM32 223H33V222H31V223L28 222V226L30 227V224H32ZM34 223H35V221H34ZM38 223H39V222H38ZM40 223H41V222H40ZM173 223H174V226H176L177 223H175V222H173ZM180 223H182V225H184V228H186L185 224L189 223V221H186V223H184V222H180ZM104 224H105V223H104ZM166 224H165V225H166ZM195 224H196V223H195ZM200 224H202V223H200ZM0 225H1V217H0ZM6 225H8V224H6ZM38 225H39V224H38ZM76 225H77V224H76ZM167 225H166V227H167ZM169 225H168V227H169ZM178 225H181V224H178ZM202 225H203V224H202ZM21 226H23V225L21 224ZM24 226H25V225H24ZM28 226H27V227H28ZM35 226H36V225H35ZM42 226H44V225H42ZM45 226H44V229L46 228ZM47 226H48V225H47ZM104 226H105V225H104ZM104 226H103V228H104ZM1 227H2V226H1ZM1 227H0V264H27V262H30L29 260L32 259V258L35 256V254H36V257H38L37 255H39V253H38V254H37V252L35 253V251H36L37 249L35 250L34 247H33V249L35 250V251H34L35 254H33L32 252H30V251H31V248H30L29 251L24 250L23 248H22V250H21V247H22L23 245L25 246V243L27 244V242L29 241V240H28V238H29V232H31V229H32V231L35 230V228L33 229V228L31 227L30 230H27L28 228H26V227H25V228L22 227V230L19 229V230H20L19 232L15 231V230L13 229V231H15V234L12 236V233H11L12 231H11V232L6 231V230H4V228H1ZM17 227H18V226H17ZM33 227H34V226H33ZM36 227H38V226H36ZM182 227H183V226H182ZM199 227H201V226H199ZM206 227H207V226H206ZM20 228H21V227H20ZM40 228H41V226H40ZM101 228H100V230L102 231ZM172 228H173V226H172ZM187 228H189L188 225H187ZM193 228H194V227H193ZM46 229H47V228H46ZM54 229H55V230H54ZM175 229H177V226H176ZM189 229H191V228H189ZM197 229H198V227H197ZM204 229H205V227H204ZM173 230H174V229H173ZM195 230H196V229H195ZM195 230H194V231H195ZM198 230H199V229H198ZM198 230H197V231H198ZM201 230H202V229H201ZM208 230H210V229H208ZM43 231H45V230H43ZM43 231H42V232H43ZM47 231L49 232V230H47ZM47 231H46V233H47ZM192 231H193V230H192ZM194 231H193V232H194ZM203 231H204V230H203ZM203 231H202V232H203ZM33 232H35V231H33ZM36 232H37V231H36ZM199 232L201 233V231H199ZM211 232H212V231H210V234H211ZM214 232H215V230H214ZM10 233H11V234H10ZM13 233H14V232H13ZM49 233H51V231H50ZM154 233H155V232H154ZM204 233H205V232H204ZM31 234H32V232H31ZM31 234H30V236H33V235H31ZM43 234H44V233H42L41 235H43ZM214 234L218 235L219 233L217 232V233H214ZM52 235H53V234H52ZM77 235H78V236H77ZM202 235H203V234H202ZM206 235H208V234H206ZM50 236H51V235H50ZM91 236H92V235H91ZM91 236H90V237H91ZM93 236H94V235H93ZM111 236H112V237H111ZM212 236H213V235H212ZM218 236H219V235H218ZM218 236H217V238H218ZM34 237H35V236H34ZM34 237H33V239H36V237L38 238L39 236L37 235L35 238H34ZM41 237H42V236H41ZM43 237H44V236H43ZM46 237H47V235H45V238H46ZM110 237L112 238V240L110 239ZM31 238H32V237H30V239H31ZM45 238H43V239H45ZM48 238H49V237H48ZM215 238H216V237H215ZM220 238H221V237H220ZM220 238H219V239H220ZM201 239H202V238H201ZM213 239H214V238H213ZM213 239H211V240H212V242L214 243ZM39 240H40V239H39ZM189 240H191V239L189 238ZM214 240H215V239H214ZM220 240H221V239H220ZM220 240H219V241H220ZM43 241H44V240H42V243H43ZM194 241H196V240H194ZM208 241H210V239L207 240V243H208ZM217 241H218V239H217ZM31 242H32V241H31ZM31 242H30V243H31ZM35 242H38V239H36ZM106 242L111 244V245L109 244V246H112L113 244H114V246H112V247H109V246H108L109 248L106 247L108 250H106V251H104V252H103L102 250H100V249H102L101 247H100V249H98V250H100V252H99L96 248H94L96 245H98V246H99L100 244H103V245H104V243H105V245L107 246L108 244H106ZM190 242H191V241H190ZM32 243H33V242H32ZM197 243H198V242H197ZM199 243L201 244V247H202V246L205 247V248L202 247V249H201L202 251H203V249H204V250H205V249L207 250L208 247H212V246H208V247H207V246H205V245H204L203 243H201V242H199ZM199 243H198V244H199ZM213 243L211 244V242H210L209 244L213 245ZM216 243H217V244H220V242H216ZM28 244H29V243H28ZM44 244L47 245V243H44ZM44 244H43V245H44ZM200 244H199V245H200ZM205 244H206V242H205ZM209 244H208V245H209ZM217 244H216V247H218ZM94 245H95V246H94ZM103 245H101V246H103ZM192 245H193V244H192ZM192 245H191V246H192ZM194 245H195V243H194ZM194 245H193V248H194ZM27 246H28V245H27ZM34 246H35V245H34ZM36 246H37V245H36ZM39 247H42V246L39 245ZM195 247H197V249L201 248V247H198L197 244L195 245ZM206 247H207V248H206ZM216 247L214 246V249H215ZM36 248H37V247H36ZM45 248H46V247H45ZM106 248H104V249H106ZM25 249H26V246H25ZM38 249H39V248H38ZM191 249H192V248H191ZM212 249H213V247H212ZM40 250H41V249H39V251H40ZM44 250H45V249H44ZM58 250H59V251H58ZM193 250H194V249H193ZM199 250H200V249H199ZM201 250H200V251H201ZM37 251H38V250H37ZM39 251H38V252H39ZM66 251H70V253H69V252H66ZM202 251H201V254H204L205 252L203 253ZM215 251H219V250L216 249ZM40 252H41V251H40ZM59 252H60V253H59ZM118 252H119V251H118ZM190 252H191V250H190ZM195 252H196V251H195ZM206 252H207V251H206ZM208 252H209V250H208ZM210 252H211V253H210L209 257H211V256L213 255L212 252H214V251H210ZM119 253H120V252H119ZM216 253H217V252H216ZM45 254H43V256H44ZM70 254H71V255H70ZM89 254H93L92 256H93L94 259L90 258L91 256L89 257V256H88ZM190 254H191V253H190ZM217 254H220V253H217ZM217 254H215V252H214L215 257H216ZM205 255H206V253H205ZM205 255H204V256H205ZM190 256H191V255H190ZM192 256H193V257H196V256L193 254V251H192ZM200 256H201V255H200ZM219 256L221 257V255H218V256H217V259H215V260H218V257H219ZM82 257H83V259H82ZM124 257H125V258H124ZM197 257H198V256H197ZM34 258H35V257H34ZM34 258H33V259H34ZM65 258H66V257H65ZM65 258H64V260H65ZM73 258H74V259H73ZM88 258H90V259H88ZM189 258H190V257H189ZM198 258H199V257H198ZM207 258H208V257H207ZM33 259H32V260H33ZM35 259L37 260V258H35ZM35 259H34V260H35ZM38 259H39V258H38ZM58 259L56 260V262H57V261H60V260H58ZM66 259H67V258H66ZM192 259H193V258H191V263H192V264H195L196 262L199 261V259L197 260V258H196V259L194 258V260H197V261H196L195 263H193L194 260H192ZM200 259H201V258H200ZM211 259H212V258H210V260H211ZM32 260H31V262H32ZM40 260H41V258H40ZM67 260H68V259H67ZM71 260H70V261H71ZM167 260L169 261V263L166 262V263H160V264H186V262H187L189 259H188V258H185V257L178 256V257H175V258H173V257L170 258V257H169V258H167ZM61 261H62V259H61ZM72 261H71V262H72ZM77 261H78V260H77ZM211 261H212V260H211ZM221 261H222V259H221ZM37 262H39V260H38ZM37 262L35 261L34 263L36 264ZM41 262H42V261H41ZM41 262L38 263V264H41ZM62 262H63V261H62ZM62 262H61V263H62ZM65 262H67V261L65 260ZM68 262H69V261H68ZM71 262H70V263H71ZM78 262H79V261H78ZM89 262H90V263H89ZM213 262H216V261H213ZM218 262H219V261H218ZM218 262H216V263H218ZM32 263H33V262H32ZM61 263H60V264H61ZM76 263H77V262H76ZM76 263H73V262H72L71 264H76ZM28 264H29V263H28ZM30 264H31V263H30ZM57 264H58V263H57ZM77 264H79V263H77ZM80 264H81V263H80ZM155 264H156V263H155ZM218 264H219V263H218Z\"/></svg>",
  "mask_w": 264,
  "mask_h": 264
}]
</instances>
